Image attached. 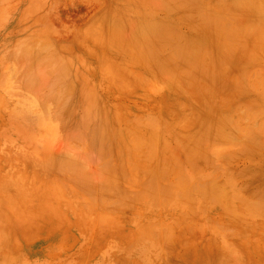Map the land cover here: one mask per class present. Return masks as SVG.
Wrapping results in <instances>:
<instances>
[{"label":"rangeland","instance_id":"rangeland-1","mask_svg":"<svg viewBox=\"0 0 264 264\" xmlns=\"http://www.w3.org/2000/svg\"><path fill=\"white\" fill-rule=\"evenodd\" d=\"M147 1H149V0H147ZM163 1H165V3L168 2V0H163ZM169 1H173V0H169ZM185 1L188 2L189 0H185ZM185 1L184 0H176L174 5H172V3H174V2H171V4L170 3H167V4L163 3L164 5L161 4L162 6H160V3L162 2V0H152L151 2L149 1V3H148V6H149V9H148L147 3H145L146 0L145 1L144 0H0V264H1V262L3 264H96V262L98 263L99 261H100L99 264H217L218 262H216V260L219 258L217 255L219 253L218 249L219 248L221 249V245H223V246L225 245V246L230 247L232 243L234 245H236L237 243L239 244V245L237 244L238 245L237 247L235 246L236 251L231 246V248L235 251V253L237 252L238 247L240 248V249L238 248V251H240V250L241 251H240V253L237 252V254L239 253L240 255H235V257H237L236 259H234V254L229 253L231 255L228 256V253H226L228 257L226 258L225 257L226 255H224L223 257H225L226 260L228 258H230V260L228 259L230 261V262L228 261L229 262L228 264H251V261H252V264L256 263V261H257L256 264H262V262L264 263V256H263L264 255V234L261 232L263 230L262 228H264L261 226L264 223L260 226V224L262 223L261 221H263L261 218L262 216L260 217L261 219L259 217H256L257 215L255 216V219L252 216L253 217L252 219L255 220V222H256L255 223L253 221V224L254 223L256 225L259 224V226L255 225L256 227H253L254 226L253 224L251 225V223H247V221H246V219L247 220L250 219L251 215H253L251 210H254L253 212L258 211V213H255V214H259L258 216H260V214L263 212L262 206H264V204L262 202L260 204L261 207H260V205L258 206V202L261 200V194H262L261 193L262 191H260V190H262L261 189L262 187L264 189V186H261V185H264V181H263L264 180V101H263L264 100V94L256 93L257 91L264 92V38L262 36H260V35L264 36V34H263L264 33V13L262 12V8H261L262 4H263V0H262V2H260L259 0H257V1L255 0L257 2V4L255 3L254 0H252V1L247 0V3H249V5L253 2L251 5H255V7L258 6V8L259 7L261 8V10L257 9V10L261 11V12L258 11L259 15L256 12V17H258L259 19H257L255 17V14H254L255 12L254 13L252 12V11H254L251 9L253 6L252 7L249 6L251 8H248L249 10L251 9V11L247 12V10H246V12L244 14H242L243 11H241V10H245L247 7V3H246L245 9H244L243 0H241V1L237 0L236 3L234 2L235 0H233L234 4L239 3V4L235 5L237 10L239 8H243V9H240L239 11L236 10L239 15L236 13H235L236 14L235 15L234 12L231 13V14H234L233 16L230 14V12L227 15L228 12H227V8H226V7H228V10L229 9L232 10L231 8L234 7V6H232V4H233L232 0L231 1L226 0L227 2L224 0L226 2V6L222 3V2H224L223 0L221 2H220V0L218 2L215 0L214 1L213 0H204V1L198 0L199 3H197V1L190 0V2L186 3V5L189 3H191V4H189L187 6L184 5ZM200 1H203L204 3H201ZM228 1H230V2L228 3ZM248 1H250L251 3ZM182 2H184V3H182ZM192 2H194L193 3L194 5L192 4ZM241 2L243 4H241ZM144 3H145V6H147V7H145V6L142 7V5H144ZM177 3L180 4V8H182V6L184 5L185 8L183 7V9H185V11L187 9H192L191 8L192 5H193V8L195 9L196 8L195 6L198 7V5H200V3H201L202 6L200 5V7H198V9L197 8L195 10L192 9L191 11L192 12L196 11V13L198 12V16H199L201 10H206L205 13L210 12V14H204V13H201V14L203 15V17L206 15L205 18H208V16L211 15L210 19L213 20V17H214V20H218V21L213 23V22H211V20L210 21L208 20L209 18L205 21V19L203 17H200V16H202L201 14L199 16L198 21L200 19L201 20L203 19L205 22L208 21V23L211 25V27H213L215 29L217 28V30H218V31L216 30L217 33L213 32L212 28H209L210 27L209 25H207L208 26V30H207V26H206V24L203 25V22H202V26H203L202 29L200 28V25L195 26L193 23H192L193 25L191 23H189L188 24L189 26H187V24H185L186 21L184 22V19H183L184 17H188L187 14H189V13H187V12L191 13L190 16H192V15L197 16V14H195V13L192 14V12L190 10L189 11L187 10L186 14H185V13H183V9H178V11L176 10L178 14L173 12V11H175L177 6H178L177 8H179V5H177ZM181 3H182V5H181ZM195 3H197L198 5ZM227 3L229 4V6L231 5L230 8H229V6H227ZM240 4H241V7H239ZM259 4H261V6ZM153 6H156V8L154 7L155 10H153ZM163 6H166V7L169 6L168 8L173 9V11L169 10V9H165L166 7L162 8ZM171 6H173V7L175 6V8H173ZM202 7H204V8L202 9ZM234 9L235 8H233V11H234ZM180 10H182V13L180 12ZM263 10H264V6H263ZM250 12H252L251 14L253 16L250 19L252 21L257 19L260 21V23H258L257 20L253 21V23L251 22V20L247 21V20H249V17L246 16L247 15L246 13H249V15L251 16ZM180 14H183V16H180ZM241 14L243 15V17L246 16L245 19L243 18L244 20L242 19V16L240 17ZM148 15H150V16H148ZM198 16H197V18H198ZM229 17L230 18L233 17L236 19L232 18V20H231L232 22H231L229 20ZM239 17H240V19H239ZM181 18H182V20H181ZM192 18L193 17H191L190 19H192ZM197 18L196 19L194 18V19L197 21ZM246 18H247V20H246ZM261 18H263V19L261 20ZM190 19L188 18L187 22H189ZM237 19H239V20L237 21ZM153 20L155 21V24H157V23L160 24L162 21H163L162 23L164 24V21H165V23L167 21H170V22H174V25H175V22H177L176 24H178V25H175V26H177L176 30L178 28L180 32H179V34L176 31H173V32L177 33L178 36L181 33H182L183 37H188L189 35H191V33L193 36H196L195 34L198 32V30L201 31L200 33L202 34V36L205 35L204 33H206V35H207V33L210 32L209 34L211 35L212 39L210 36H203V39L205 40L204 41V40H201L202 37H199L200 39L199 38L198 39L202 41L201 42L202 45L200 44V42H198L199 46H196V45H198V43H197L198 39H195L196 37L193 38L192 35L190 36V37H192V39L189 38V40H191L190 42H188V40L185 38L189 44L182 43L184 41L183 40L184 38L182 39L183 40L182 41L181 37L179 38L180 42L177 41L179 44V45L177 44L178 45L177 49H179V47H181L180 46L181 43L184 44L187 47V49L191 48L193 45H194L193 46L194 48L199 47L198 48L199 50H202L203 49L202 47H204L207 51H209L212 47L214 48L213 49L214 53H212L213 51L211 52L212 49L208 52L209 54H212L211 56L213 57V60H212L210 55L209 56L207 55L208 53L204 52L205 53L204 55H207L208 57H210L209 58L210 61H214L213 63L210 62L214 68L213 70H215L217 68L215 70L219 73V75H217V76H221V77H217L215 75H213V76H215L217 79L221 78L223 81L225 80L224 78H227V79L225 80L226 83L224 81V83H225L224 88H223V86L218 84L219 83L218 80L216 81L217 82V84H216L217 88H219L220 86L222 87L220 89L221 92H219V90L217 91V88H215L216 85H214V87H213V84L212 83L210 84V86L212 85L211 89L214 90V88H215V91H217L218 93L216 92L217 94L215 96L213 95V97H214V98L212 97L213 100L211 99V97H209L211 99V101L215 102L214 104L212 102L210 103V100L207 99V101L209 100L208 103H210V105L211 104L215 105V107L211 106L212 109H209V107H208L209 104L208 105L206 104L208 109H209L208 112L206 111L207 110L206 105L203 103V101H205L206 100L205 98H207L208 96L211 95V93H210V95H208L209 94L208 91H210L211 89L206 90V94L208 96L203 94V92H204L203 90L208 88L209 84L206 85V82H207V80H209V83L211 81L207 77H210V78L213 77V76H211L212 74H210V75L208 74L207 77L204 74L205 76L203 75V78L200 76L201 80L203 79V82H205L204 80L207 78V80L205 82V85H206L205 89H203L204 83H202V81H200V78H197L199 81L198 80L195 81V79L191 80L192 78H194L196 76L192 77L191 75H189V73H188V76H191V79H190V77L186 78V81L189 82V83H187L188 84L187 86L185 85L186 84L185 77L179 78V76H178V80L177 79L175 80V78H173L174 79L173 80V79H171L172 76L167 75V72H166V74H164V71H163L164 69H162V67L165 64L169 65L170 64L169 62H171V60L167 59V61L169 60L168 61L169 64H168V63H165L166 61H164L163 59H158V57L160 58V56H161V58H162V56L165 55V60H166L167 55H168L167 56L168 58L173 55V53L171 54L172 50L169 52L166 51L167 54L163 50V52L161 53L162 55H160V56H158L159 53H157L158 55L155 53L158 57H156L153 54H150L151 49L147 43L149 42V40L152 41L150 39L151 36H149L148 34L145 33L146 35L149 36L148 37V36L144 35V33H141V30L146 29V27H144V25H143V27H144L143 28L142 25H140V24L141 23L145 24L147 21H148V23L151 22L153 24L154 23ZM245 20L247 21L248 24L245 23L246 22ZM191 21L194 22V20H191ZM200 21H199V24H201ZM225 21L226 22L230 21L229 24L227 25V28L231 25L230 28L234 29V30H235V28L237 29V27L239 25H241L242 29H240V27H239L240 30L237 29L238 31H241V32H243L242 30H243L244 26H246L244 24H247L246 28L249 25V28L251 27L250 31L252 33L254 31L253 34H255V32L258 33L260 31L259 36L257 37L256 34L255 35L252 34L254 37L255 36L256 37L253 38V36H252L253 39H251V37H250L251 40L249 41L248 36H251V34L250 33H249L250 35L246 34L249 31H247L246 33L243 32L246 35V36L244 35V37H245L244 39L248 38L247 39L248 42L246 40H245L246 42H242L243 40L242 41L240 40L242 42L241 43L238 40L241 33L238 34L239 35V37H238L236 32H235L236 30L235 31L233 30L235 32V34H232V36L236 35L238 38L236 36H234L233 37L234 39L231 38L232 41L230 40V38L227 39V41L229 40V41H231V43L234 41L235 43L234 42L232 44L229 43L230 45L228 44L229 46H227L228 49H227V47L224 48V50L222 48L220 49L219 46L223 47V45H224L222 43V40L224 39L223 37H225L224 32H228L227 30L232 32L229 28L226 30V22ZM240 21H241V23H240ZM243 21H245V22H243ZM236 23L238 26H235ZM250 23H252V24L250 25ZM257 24H259L257 26L258 31H257V28L255 26ZM139 25L142 27V29ZM165 25H164V27H165ZM252 25H254V26H252ZM124 26H125V28H124ZM138 26L140 27V29ZM205 26H206V29H205ZM164 27L158 28V29L161 30V29H164ZM188 27H189V30H188ZM253 27H255V28H253ZM196 29H198V30L196 33H194L196 31ZM253 29H256V31ZM244 30L246 31L245 28H244ZM247 30H249V29H247ZM238 31H237V33H238ZM136 32L138 34H136ZM140 33L142 34V36L143 35L146 36L145 37L146 40L148 38L147 42H146L144 37H143L144 40L139 39V38H141ZM175 33H173L174 36H175ZM134 34L136 37L134 36ZM201 34H197V36L201 35ZM226 35H227V33H226ZM242 35L243 34H241V36ZM137 36H138V38H137ZM206 37L207 38L209 37V39L206 40L205 39ZM228 37H230V36L228 35ZM235 37L237 38V41H235ZM193 39H195V41ZM241 39H243V38H241ZM133 41H136L137 44L138 43L139 44L137 45L136 42H134V46H133ZM143 41H144V43H143ZM192 41H194L197 44H194V43H193V45L190 44ZM238 41H239V43H236ZM39 42H43V43L39 44ZM113 42H115V43H113ZM220 42L223 45H221ZM224 42H226L225 39H224ZM140 43H141V46H140ZM116 44H118L119 46H123L124 50L122 48L120 49V47L115 46ZM146 44H147V46H146ZM40 45L42 47L38 48V47H40ZM131 45L133 47H131ZM150 45H152V43H150ZM188 45H190V47ZM226 45H227V42H226ZM226 45H224V46H226ZM52 46H54L55 50L52 49L53 48ZM135 46H136V48H134ZM137 46L138 47L140 46V47L137 48ZM45 47L46 48L49 47V49H50V50L48 49L49 51H51V49H52L53 53H55V54H53V55L50 54L47 56V54L42 52ZM116 47L119 48L120 50L117 49ZM144 47H146V48H144ZM129 48L133 49V52L135 49H137V50L135 51V53H133L132 50L130 51ZM194 48H192L191 49L192 51H190V49L187 50V49H185V47L184 48L182 47L179 49V52H180V50L184 51V49H185V50H187L186 52L188 53L186 58L191 56V58L194 57V59H195V57H196L195 55L198 56V54H197L198 52L196 51L198 49L196 48V50H195ZM215 48H217V49L215 50ZM127 49L129 50V52ZM162 49H164V48H162ZM162 49H161V51H162ZM219 49L222 52H219ZM121 50H123V51L127 50V51L122 53V52H120ZM193 50L196 51V53ZM45 51H46V49H45ZM173 51L175 52L174 54H176V51L175 50H173ZM189 51L191 52L190 53L191 55H189ZM215 51L221 53V54H218V53L216 54L217 59L220 57L221 63H222V61H225L226 64L225 63H223V64L217 63L218 61H220L219 60L220 58L218 59V61H216V58L213 55L216 53ZM226 51H227V55L225 54ZM116 52L122 53V55L125 57H123V56L120 57L121 54L117 55ZM177 52H178V50H177ZM186 52L184 51L183 53L185 54ZM193 52L195 53L194 55H192ZM36 53L38 55H36ZM124 53L126 55L127 54L128 55L126 56ZM131 53H133V58L131 57V55H132ZM139 53L143 55V56L141 55L142 57H144V58H142L143 61H142V59L140 61V59H139L140 54ZM143 53L145 55L147 54L146 55L147 57H145V55ZM168 53H170V54H168ZM183 53H180V54L177 53V54H178V56L180 55V58H182L184 60L185 56ZM181 54H183L184 57H182ZM199 54H202V51H200ZM34 55L37 57L39 56V57L38 58L34 57ZM178 56H176V58H175L176 61H177ZM207 56H205V58H203V60L200 59L199 61H204V60L207 61L208 60ZM127 57H129L130 59L132 58V60H134V58L137 59V61L135 60L136 63L132 62V60H129V58H127ZM173 57H174V55H173ZM173 57H171V58L174 60ZM214 58H215V60H214ZM182 59H179L180 61L178 60L180 62V64L178 65L179 67L177 66V68H179V69L181 68L180 65H182L181 63L183 62ZM192 59H191V62L195 61ZM159 60L160 61L162 60V61L160 62ZM197 60H196V62L198 63L199 61H197ZM157 61L159 63H157ZM185 61L186 60H184V63H185ZM188 61L190 62V60H188ZM226 61L230 62V66H232V65L233 66L232 67L228 66V69H227V66H226V68L223 67V69H224V72H223V69L221 70L220 68H222L221 65L225 66V65L229 64ZM162 62L164 63V65L161 64ZM175 62H174V64H175ZM201 63L199 66H201ZM205 63H204V66L202 65L203 67L207 66V63H206V65H205ZM140 64H143L147 67L149 66L148 69L145 68L147 71L144 70V67H142L143 65L140 66ZM187 64H188V62H187ZM193 64L191 63V66L194 68ZM172 65H173V63L171 64V66ZM208 65H209V63H208ZM219 65L221 67H219ZM171 66H170V68H171ZM189 66L190 65H188V67ZM212 66H210V67H212ZM192 67L190 70H192ZM196 67H198V66H196ZM155 68L158 70H156ZM165 68H167V66ZM170 68L168 71H170ZM172 68H174V67H172ZM183 68H185V67H183ZM229 68H230V70L235 69V72L237 70H238L237 72H239V71H242V69H244L242 73L243 74L246 73V75L249 73L248 74L249 76L246 78L243 74H240V72H239L240 75L237 73L236 75L234 74L231 77V74H233L234 72L230 71ZM185 69H184V71H185ZM172 70H176V69H172ZM187 70H188V68H187ZM200 70H202V69L200 68ZM213 70H211V71H213ZM162 71H163V73H162ZM179 71H181V69ZM197 71H194V72L196 73ZM204 71L207 72V70H204ZM228 71H229V74L227 73ZM141 72L143 74H141ZM172 72H168V73L171 74ZM190 72L192 73V71H190ZM194 72H193V74H194ZM206 72H204V73H206ZM197 73L199 75L201 73L203 74V72H197ZM224 73H225V76L223 75ZM176 74H177V72H176ZM182 74L185 75L186 73L183 72ZM198 74H195V75H198ZM227 74L230 77L229 76L227 77ZM143 76H145V78H142ZM234 76H235V78H234ZM236 76L238 78H243L241 80H244L245 83L248 84V87L251 91L248 89L247 86H246V88L249 91L245 88V86H243L245 83H244V81H241V80H240V82H241V84H243L242 85L243 88H242V86L240 88L243 89V92L240 88H239V92L237 91L238 89H234L235 87L232 88L234 86V84L232 86L229 83H230V81L232 82L233 79H236ZM176 78H177V75H176ZM188 79H190V81H188ZM213 80L212 81L215 84L216 79H214V77H213ZM227 80L229 81V83ZM182 81H184V82H182ZM223 81H221V83ZM233 81H235V80H233ZM238 82H239V79H238ZM176 83H178L180 86H183V88H182L178 84L176 85V87H178V88L180 87L179 89L181 92H183L182 90H184V89L186 90V92L184 90V92H183L184 94L182 93L179 95L180 91H179V93L178 92L176 93L177 90L174 89L173 87H171V85H175ZM183 83H185V84H183ZM228 84H229V86H228ZM201 85L203 87L202 88L203 92L201 91L203 94L202 99L204 98V100H202V102H201V97H200V93H199L200 90L199 91L197 90V88H199V87L201 89ZM237 85H236L237 87L240 86L239 84H237ZM195 86L196 87L199 86V87L195 88ZM169 88H173V91L169 92ZM244 88L247 90V92H246V90L244 91ZM240 92L242 93L243 96L240 94ZM244 92L246 93V95H244L245 94ZM84 94L86 95V97ZM236 94H238L239 97H237ZM188 96H189V98H187ZM249 96H251V98ZM252 96H254L255 98ZM256 96H258V98H256ZM260 96H263V97H260ZM190 97L192 98V100ZM174 99L177 102L180 101L179 103H181V105L179 107L177 105L179 103L174 102ZM252 99H254V102L257 101L256 99H260V100L256 102L257 105L255 106L256 103L253 102V104H254L253 105V104H251L252 102L249 101V100L253 101ZM194 101L197 102L198 105ZM235 101H236V103H238L237 105H241V106L240 107L237 106ZM91 102H93V103H91ZM232 102L234 103V105H232L233 104ZM244 102H246V103H245V105L242 106V103H244ZM258 102L259 103L262 102L261 103L262 105L259 104ZM188 103L191 105V107ZM90 104H91V106H90ZM228 104L230 107L228 106ZM81 105H82V107H86L85 109H87L88 111L90 110L89 112H91V113H89V112L86 113V114H88V116H87L84 113V112H87V110L85 111L84 108H83L84 110L82 109V112H83L82 114H85V116L89 117V114H90V117H89L90 121L89 122H91V121L93 122V120H92L93 115H95L94 120L97 119V121H98V119H99L101 122L103 121L102 123H100V121H98V123H97L98 126L95 123V121L93 122L94 124H96V128H98L96 135L94 134L96 131L91 132V135H94L96 137V138H94L92 136L96 140V142L94 140V142H95L94 146L97 147V149H99L101 151H103V150L105 151L107 148H109V147L106 148V146H109L110 142L112 141V139H109L111 141H109L107 139V142L109 141V143H108L109 145L107 144L106 146H104L101 143L102 138L99 135L102 134V131L99 134L100 129H101V127H99L100 126L99 124H102V125L105 124V125H103V130L104 129L106 130V131L104 130V132L107 133V131L109 130L111 132V134H112V132L113 133L114 132L120 133V130H118V129H120V127L123 126V129L121 130L122 135L119 136L121 133L119 135H118V133L117 134L114 133L115 135H118L119 138L115 136V140H113V142H112V143H114V141H115V144H118L117 142L120 141L119 143H120V145H122L121 150L123 152V154H122L123 156L119 155L120 153H122V152L119 153V150H118L121 147L119 145H116V146H118L116 148V146H113L114 144H112V143H111L112 147L113 148L115 147L113 149L110 145V147L113 150H115V151L111 150L112 153L110 152V154H112L111 155L112 157L106 156V155H109L108 149H107V151H108L107 154L103 153L104 151L101 152V154H99L100 153L99 150L97 152L96 148H93L96 151L92 150L90 148L91 146H89V145H93L91 143V142H93V140H89L90 132L87 133V131L90 130V124H92V123H88V122L83 123L85 126L87 123L89 125V127L87 125V127L89 129L86 127L88 130L85 129L86 130L85 131L84 129H82V131H83V133H85V135L82 134V132L80 130H78L79 129L78 125H79V127H81L80 122L78 121L79 120L78 118L81 119V117L82 118L84 117V115L79 114V113H81V109H80ZM199 105L202 106V108H200ZM258 105H259V107L260 106L261 107L260 108L257 107ZM227 106L229 107L228 110H226ZM235 106L237 107L238 110L233 108ZM188 107H190L191 110L188 109ZM192 107H193V109L195 108L194 111L197 112L196 109H198V111H201V112L199 114L197 112V114L194 115L195 112L193 111ZM219 107H220V109H218ZM248 107L250 108V110ZM92 108H94V109L96 108V109L94 110ZM97 108H98V110H97ZM222 108H224V109L222 110ZM187 109L189 110L188 113L192 112L190 114L191 116H189V119H188V113H186L187 115H184L185 112H182L183 115L181 113V110L187 111ZM203 109H206V110H203ZM251 109H252V111L254 110V112H252ZM260 109L262 110V112L260 111ZM92 111H93V114H92ZM203 111L205 113L206 112L207 113L205 114ZM219 111H220L221 116H223L222 114L225 115L226 111H227V113H230V115L226 114L228 119H225V116H223L224 118L221 117L223 119L219 118V116H218ZM255 111H257V112H255ZM97 114L99 116L101 115V119ZM96 116L99 118H97ZM183 116L184 117L186 116V117L184 118ZM91 117H92V119H91ZM177 118L180 121L181 120L182 121L179 122L177 120ZM217 118H219L220 120H218ZM86 120H89V119L87 118ZM104 120H106V122H104ZM108 120L110 123H108ZM197 120H201L200 121L201 123L198 122L197 123L198 125H195V128L197 127L195 129L193 126L197 122ZM80 121L85 122V120L84 121L80 120ZM112 122L113 123L115 122V125H118L116 128L117 131L115 130V127L113 128V126H115V125ZM203 122L206 123L207 126L205 124H203ZM77 123H79V124H77ZM83 124H81V125H83ZM132 124L135 125L136 127H139L138 128L139 134H140V132H143V129H145L144 133H143L144 136H140V135H143L142 133L140 135L138 133H135V131L137 132V130H135L134 128H131V129L135 130L134 132H132L133 130L129 132L130 126H133ZM124 125H127L128 127H126ZM47 126H49L50 128ZM93 126H95V125H92V127ZM201 126H203V127H201ZM109 127L111 128V130ZM124 127H126V129ZM51 128L54 130H51ZM96 128L94 127L91 130L94 131L93 129H96ZM171 128L172 129L174 128V130H171ZM147 129L150 131V133H151V131H152V133L153 132H159V133L161 132L160 134L155 133V134H157V137H159V138L157 139L155 137V134L154 135L152 134L155 137L153 139V136L149 133V131H147ZM176 129L178 131H176ZM190 129H192V130L190 131ZM123 130H125V131H123ZM139 130H142V131H139ZM208 130H210V132ZM76 131H80L79 132L80 134L75 133ZM126 131H127V133L128 132L131 133L132 134V135L130 134L131 136H133V137L135 136L138 138H136V140H134L135 137L134 138L132 137L131 139H133V141H134V142H132V140H130L131 136L128 135L129 133L127 134ZM169 131L174 132V135H172V136H174L173 139L177 137V135H175V133H177L179 136L180 132L189 136V137H187V136L182 137V135H180L178 138H176L177 140L175 139L174 145L177 144L175 146H180V148L178 150H175L173 152L174 153L173 155L177 156L179 154L178 157H176V158H181V160H180L181 164L179 163L180 165L179 164L177 165L176 161H175L176 158L172 157V158H174L173 160L175 161L174 163L176 164L175 167L176 166L178 167L181 165L183 166L182 169L187 167L186 170L184 169L185 171H183V172L178 171L179 173L177 172L178 175L180 173L184 174V172H186V175H184L186 177H181V174H180V176H178V177H181V178H179L180 180L184 178L183 181H185V182H183V183H184V185L186 184V187L188 184L186 183L187 181L185 179H189V181L191 179V181H192V177L194 175L195 176L200 175L199 177H197V180H198V178H200L201 183L205 182V180H206L204 178V181H202L203 176L208 178V176L211 175L212 178L211 177L210 178L215 180V178H213V176L216 175V177H218L217 179L219 180V181H216L217 185L215 183L211 182V181L214 182V180H208V181H209V184L210 183L215 184V186H216L215 188H217V186L221 185V183H224V181L228 179V175L230 176V174L232 175V173L237 171L240 174L237 173L238 177L236 176L237 182L235 183V185L233 182L236 181L235 177H234L236 172L231 177V178L234 177V181H231L233 183V185H231V183L229 185V184H227L228 181H225L227 183L223 184V187L224 186L227 187L229 185L228 188H229V191L232 190L231 192L237 191L238 189L243 188V190L247 191V194L245 193L246 191L241 192L242 190H239V192L242 193L243 195L246 194L247 195L246 197L249 199H250V197L252 199V197L261 193L258 195V198H260V199L259 200L257 199L258 200L257 206L261 209V213H259L260 210L258 209V207H256V205H255L256 203H253L254 201L256 202L255 198L257 196H255V198H254L255 200L253 202H252L253 199L251 200V202L253 204L252 206H251V202L249 199L248 200H249L250 206H248V204L246 205L245 203H242V204H245L244 206H246V207L248 206V208L245 207L246 209H249V207H256L257 208V211L255 210L256 208H253V209L250 208V210H249L250 216L247 215L245 219H243V218L245 217V214L248 213V210L245 209V211H244V206L242 205V207H241V204L238 203L239 201L243 202V200L240 199L242 197L241 196L242 194L238 195L239 192L238 193L234 192V193H230L229 196H227V197H230L229 199H231V197H232L231 194H233V196H234V194L237 193L235 196L239 197V198H236V199H238V202H236L237 200L234 198L233 202H231L230 204H232V203L235 204L236 205L235 209H237L239 211L229 210L230 208L234 209L233 208L234 205L233 204H232L233 206L229 205V201H228L229 199L227 197H226V199H224V200H227V201H225L224 204H227V202H228V205L232 206V207H229L227 205H224L227 208L229 207L228 212L234 211L232 214L234 216H237L236 218H238L240 215L243 214L241 217L242 219L238 218L239 220H237V221H239L238 224L241 225V227L243 226L242 228L240 227L241 229H244V227H245L244 226L245 223L242 221H246L247 225L246 224L245 225L247 228H245V229H247V231H249V234L247 232H245L244 230H242V233H243L242 234L240 228H238V225L236 226L237 222L234 225L235 227L233 226V224H231V222L233 223V221H231L230 217H227V214H229V213L224 215L226 213L225 211H227L226 210L227 208L225 209V207L224 208L222 207L223 201L221 203L222 206H218L220 202H218V204H217V202L215 204L211 203V207L209 204L206 206L207 208L204 206L205 204L208 203V200L206 201L207 195H208L207 191H205L207 194H205V192H204V194L201 195V197H204V195H206V199L203 198V200H205L207 203L203 202V204L205 203L203 206L205 207V209L207 211L201 210L203 208H200V211L202 213H203V211L206 213H203L204 215L202 214V216H201V214L198 215L199 214V211H198L199 206H197V205L199 204L198 200H200L199 196H198L199 199L197 197V201H196L197 203L195 204V207L192 208V205L194 206V204H190V203L192 202V199H194L193 193L195 192V189L206 185V182L201 186L195 185V189H194L193 183H195L196 180H194V182L188 181L189 183H192L189 185L193 186V187H191L192 191L194 190V192L192 193L193 195L191 194L192 196L190 195V193H191L190 187L188 190L187 188H185L184 185H183L184 188L183 187L178 188V186L175 184V180L177 181L178 177H175L177 179L173 178L174 175H171V177H170V174L172 171L169 170V169H171V167L169 165L172 164L171 170H173V172H176L175 169H177V167L173 168L174 166H173V162H172L173 160H171L172 158L170 159L171 161H169L172 163H170V164L167 163L169 160L168 158L171 157L170 156L171 153L169 155V152L171 151L170 149H172L171 147H172V143L174 141V140H172V137L170 136V134L172 132L170 133ZM213 131H214V133H217L216 136L213 133ZM211 132H212V134H211ZM86 133H87V135H89V137L86 135ZM105 133H104V135H101V136L102 137L105 136ZM162 133L165 135H163ZM166 133L168 136L166 135ZM219 133L223 137L221 135L218 136ZM97 134H99V135H97ZM114 134H113V136H114ZM136 134H137V136H136ZM195 134H197V135H195ZM201 134L203 136H199ZM72 135H74V136L76 135L75 138L77 137L78 139L77 138H76V140L72 139L74 137ZM79 135H81V137ZM109 135H110V133H109ZM109 135H108V138L111 137V135L110 136ZM123 135H125V136H123ZM193 135L197 136V138H199V140L196 137L192 138ZM98 136L101 138L100 140L98 139L99 138ZM126 136L129 139L128 141H127ZM145 136L146 137L148 136L147 138H149V140ZM160 136L166 137V138L164 137L163 142L160 140ZM92 137H90V139ZM105 137L103 140L106 141L107 137L106 138ZM120 137H122L121 139H123V138L124 139L122 141L121 140L117 141V138L120 139ZM139 137H143V139L146 138V140H148L150 142V143L148 142V144H149L148 152H150V153L146 152L148 154L147 156L149 157V155L151 154L150 157H156V159H158V160L160 159V155L166 153L167 149L171 146L169 148L170 151H168V153H166L167 155H169V157L166 158L168 160L165 159V162L164 161L160 162L161 160H164L163 158H161V160L156 161V162H158L157 166L159 167V164H161V163H163L164 166H166V164H169L168 166L170 168L169 167H164V168H166V169L169 168L168 170H169L170 174L168 173L167 175H169L168 178L170 179V181H172L174 179L173 180L174 184L171 183V185H170V182L168 181L169 182L168 185H170V186H172V184H173V186L176 185L177 186L176 190L181 189L180 194H184L183 197L185 196V193H183L182 191H184V189H186L188 193L186 192V190L184 192H186L187 195H190L188 197L185 196L186 200H189L192 197L190 199L191 202L188 201L189 202L187 204L188 209H189V204L191 207V209H189V210H191V211H192V209H193V211H195L196 209H194V208H198L197 211L195 212V213L198 212L197 214H195V213H194L195 215L192 214L193 211L191 213V211H189L186 208L187 206L184 205L187 203L186 200H184L186 203H184L182 201L183 206L181 205V207L183 208L185 206L183 209L185 211L187 210L186 212H188V213L182 214V212L184 210L182 208H180V209H182L183 211L180 210L178 206L176 208L175 207L170 208V206L168 207V205H170V203L173 205V202L176 200V199L172 200L173 196H174V198H176L175 196L178 195L179 191L177 190L176 194H175V191H173V190L169 191L171 194H172V192H174L173 196L170 195L168 192H167V194H165L166 196L162 193V192L165 193V191H168V189L170 188V186H169V188L166 187V188H168L167 190L164 188L167 185V184L165 185L164 183H166V180L168 178L165 176L166 175L165 174L166 169L164 170L162 167L161 168L159 167L160 171H161V169H163L165 171V173H164V171H161V172L164 175V178L166 177L167 179L165 178L164 179L165 181H163V179H162L163 175H162L161 180H160V178H158V180H160V181H158V183L159 182L161 183L163 181V184L165 186L163 187L164 189L163 188L162 189L164 191L161 188H158L159 185L157 183L156 184L158 186L157 187L158 189L155 186L156 184H154V187H155V189L158 190V192L162 191L161 193L159 192V194H161L159 198H164V196H165V197H167V200H168V195H169L171 200L168 202V205L165 206L164 208L159 206V205H158V207H156L157 204H155V203L156 202L159 203V201H158L159 194H157L158 199L154 196L156 202H155V200L153 201V205H155V206L152 205V207L150 206L151 208L146 207V210L142 211L144 209L143 206L144 207L146 206L145 204H142L145 200H144V197L142 195H139L138 192H136V193H138V196L139 197L142 196L143 198H141V200L139 199L140 200L139 202L137 200L138 198H136L137 201L134 202L135 196L137 194H135V196L134 195L132 196V193H131L132 191L130 192L129 190H135V191L138 190L139 191L140 185H141L140 190H142V191L144 190V188L151 190L153 187L148 188V186H147V188H146V187H144V185L142 186V184L139 182H141V181L143 182V180H145V177L150 172L152 174V176H151L152 178L156 177L155 174L153 176V173L150 170L147 174H146L147 171L146 172L144 171L142 173L139 172L140 169H142L144 167V165H147V164H143V163H147L150 161L147 158H146L147 160H145V158H144L146 156V153H144L143 148L145 146H147V143L144 140L143 141H144V143H146V145L143 144L142 140H141L142 143H140ZM162 137H161V139L163 140ZM169 137H171V138H169ZM181 137L184 138V142L182 141L183 139ZM201 137H202V139H201ZM111 138H113V137H111ZM167 138H169V141L167 140ZM190 138H191V141H190ZM213 138L214 139L217 138L218 141H217V139L213 140ZM97 139L100 141V144H102L104 146L103 150L100 147L102 145L99 144L100 148H98V146L96 145L99 143V141H97ZM137 139H139V141ZM151 139L155 140L153 144H152L153 141ZM185 139L186 140L188 139L187 142ZM193 139H196L195 140L196 142L192 141ZM78 140H80V141H78ZM229 140H231V141H229ZM72 141H74L75 144ZM124 141H126L127 143L125 142L122 144V142H124ZM167 141H168V143H167ZM188 141H189V143H191V142L193 144L195 143L194 144L195 146L193 145L190 148V144L188 143ZM206 141H208L207 142L208 144L206 143ZM76 142H77V144H76ZM129 142H131L132 145H134L135 143L138 145V143H140L139 144L141 146L140 150H143V152H141L137 149L138 147H140L137 145H136L137 148H136V146H134L133 148H135V149H133L131 147L132 145ZM157 142L159 144L158 145L159 147H156L157 145L155 146L156 150H157V152H156V150H154V148H155L154 145L157 144ZM180 142L184 143L186 146L184 144L182 145V143H180ZM212 142L214 145H215V143H217V142L218 143L215 146L210 147L209 145H211ZM236 142H238L239 144ZM160 143H162V145ZM163 143H164V145H163ZM199 143L202 145H200ZM126 144H128V146L130 145L131 149H130V147H129V150H127L128 148L125 149L124 146H127ZM167 144L168 145L170 144V146H168ZM187 144H189L188 147H187ZM241 144H243V145H241ZM143 145H144V147H143ZM246 145H248V146H246ZM151 146H152V148L154 147L153 150L155 151L154 152L156 154L155 156L154 155L152 156L151 151H153V150H150V149H152ZM162 146H163V148H162ZM165 146H167V147L165 148ZM175 146L173 147L172 150H174ZM183 146L190 149L189 152L187 151L188 154H187V152L184 151L185 148L183 150V148H182ZM196 146H197V148H195ZM199 146H202V148L201 147L199 148ZM192 147H194V148H192ZM111 148H109V150ZM158 148H162V149L158 150ZM136 149L138 151L135 152ZM181 149L183 150V152L181 151ZM198 149H203L204 153H207L206 156L211 160V162L208 163V161H210V160L207 159L205 154H202L203 150L198 151ZM160 150H161V152L162 151L164 152V150H166V151L164 153H161ZM195 150L198 151L199 154H198V152L196 153ZM126 151L129 152V154H127L129 156H126V154H124ZM178 151H181L182 153H186L187 156L184 155L185 157L183 158V154L181 152H178ZM190 151L193 152V155ZM200 151H202V152H200ZM114 152H116V153H114ZM139 152H140V156L138 155ZM194 152L196 154H194ZM113 153L116 156L119 155V158H118V156L116 157L115 155H113ZM141 153L145 154V156L143 154V156H144L143 159L145 162L141 158L142 157ZM159 153H161V154H159ZM190 153H191V157H192L191 160L193 161V163L195 162V159H193V158H196V157L201 158L203 156L206 157V158L203 157L206 161L205 163H207L206 166H205V164L202 163V160H204V159L196 158V159H198V160H196L197 169H199L198 166H200V165H201L200 168L202 169V170L199 169L200 172H198L197 174L194 171L196 167H193V166H195L196 163H194V165H192V166L188 165V163L190 162L189 161ZM58 154L59 155L64 154L65 156L67 155L66 157H69V156L74 157V158L77 157L78 160L82 159V162L79 161L77 163L79 166L81 165V167H79L77 165H72L73 162L70 165L71 167H69L68 163H70V159H72L73 161L75 159L69 157L70 159L67 158V159H69L67 161V159H63ZM103 154H104V157L106 156L105 157L106 159L105 158L103 159L105 161L104 162L105 165H103V166H106L105 169L102 168V166L100 165L101 163L99 162V161H102L101 158H103ZM133 154H137L142 160H140L138 156H135ZM158 154H159V158H157ZM166 154L162 155V156L166 157ZM200 154H201V156H199ZM57 155L59 157H55ZM64 155H62V156L64 158H66ZM99 155H101V158ZM194 155L196 157H193ZM50 156L53 157L52 160H51ZM44 157L45 158L47 157L46 159L48 160V163L51 162L50 165L52 164V161L54 162L55 159L57 160L61 157V161L63 160L62 162L64 165L59 160L55 161L53 163L54 165L53 164L52 165L56 168H60V169H58L59 171L55 168L54 170H51L52 172L50 171V173H52V174H48L47 167H50V165L45 164V167H44V163L45 162L47 163V161ZM107 157H109V158H107ZM110 157L112 159L113 158L114 159L116 158V159L111 160L112 162H110V167H109V164L107 163L106 160L108 159V161H110ZM42 158L45 162L43 160H41ZM185 158L186 159L188 158V160H186ZM152 159L153 158H151V160ZM154 159L150 162V164L148 163L149 164L148 167H150L151 163L154 162ZM184 159L188 162L184 161ZM34 160L37 162H34ZM39 160L44 162V163L41 162L42 163L41 166L39 164L40 163ZM64 160H66L68 163L65 164ZM32 161L34 163L33 165L31 164ZM38 161H39V163H38ZM192 161L190 163H192ZM75 162H76V160H75ZM185 162L187 164H184L185 165L184 166L182 163H185ZM81 163H83V164H81ZM97 163H98V166H97ZM104 163H102V164H104ZM35 164H36V166H38V164H39V166L35 167L33 169L32 166H35ZM73 164H75V163H73ZM52 165H51V168H53ZM82 165L84 166V168L86 170L85 174L79 171L82 168ZM61 166L64 167L65 169H63ZM66 166L68 167V169H72L71 171H73L72 172L73 175H71V174L67 175L68 171H67V174H65L66 171L64 173L66 176L71 177V179L73 178L72 176H74L75 174L78 173V171L80 172L81 175L84 174L85 178H86V174L88 172L90 174V177H88V178L92 177L91 180L97 182L101 178V176H104V177L107 176L106 174H108L107 171L109 168H114L116 173L118 172V174H119V169H120V172H126V173L128 172V174L125 175V180L122 177H120L122 179H119L118 177H117L118 179H116V176L114 178V176L112 175L114 172V169H113L110 171V173L108 175V176H110L109 179L107 177H106V181H105L104 177H102L104 180L100 179V180H102V182L105 183V185H106V182L108 181L106 186L104 185V183L102 185L103 187H106V188H103L101 186V184H102L101 181L97 182L96 183L97 185L95 187V182L94 183L91 182L90 179H89L90 181L89 180L84 181L83 178H81V177H84V175L80 177V179H82V180H80L79 179V176H80L79 173H78L79 176L75 175L78 178H76V179L73 178L72 180H70L68 178L70 182H68V180L66 181L65 175L62 176L63 173L60 172L62 170H68ZM99 166L103 169L102 170L100 168L102 170V172L103 171L106 172V173L103 172L104 175H102L100 170L98 171L99 168H97V167H99ZM118 166H120V168ZM153 166H154V168H156L155 167L156 165H154V164L151 165L152 168H153ZM40 167H42V168H40ZM43 167H44V169L46 168V170H44L43 173L48 174L50 176H48L46 178L43 176L44 174L41 173ZM132 167H133V169H132ZM136 167H142L139 169L138 172L141 175L144 173L143 174L144 176L143 175L138 176L139 174H137V172L135 174L134 168L136 170ZM188 167H190L189 168L190 171L193 168L192 172L193 171L195 172L193 174V176L190 175L191 172L189 171ZM78 168H79V170L77 172H75L74 170H77ZM121 168H122V170H121ZM146 168H147V166H146ZM146 168L144 167V170H146ZM159 168H158V170H159ZM130 169H132V170H130ZM178 169L181 170L180 167ZM123 170H125V171H123ZM54 171H55V173H53ZM57 171H58V173L56 174ZM71 171H69V172L71 173ZM153 171H154V169H153ZM155 171H154V173L159 172V171H156V172ZM83 172H85L84 169H83ZM242 172H243V174L245 172L246 173L244 175H241ZM249 172H250V174H249ZM60 173H62V174H60ZM116 173L114 172V175ZM91 174H92V176H91ZM247 174H249V175H247ZM251 174L254 175V176L252 175V178H251ZM120 175H122V174H120ZM45 176H47V175H45ZM59 176L65 177V179L60 178ZM87 176H88V174H87ZM111 176H113V178L116 179V181H118L119 184H121V185H119V184L115 185V186H118L117 189L114 186V184L117 183L116 181H115L116 183L113 181L114 179L113 180L111 179L112 185L109 182L110 178H112ZM160 176H161V174H160ZM136 177H138L139 179L138 178L136 179ZM231 178L229 177V179H231ZM195 179H196V177H195ZM221 179H224V180H221ZM73 180H74V182H72ZM75 180H77V181L80 180L82 183L77 184L78 182L77 181L75 182ZM180 180L178 182L181 184L182 182ZM231 180H233V179H231ZM83 181L88 182L87 183L88 185L86 183H84ZM146 181L148 182L147 179L145 180V183H146ZM156 181L157 180H155V182ZM248 181H251V182H248ZM259 181L260 182L262 181L260 185H259V183H260ZM178 182H176V183L178 184ZM218 182H220V183L218 184ZM255 182H258L257 187L261 186V187H258L260 189L259 190L260 192L258 191V188L256 187L257 188L256 191L259 193H255V195L252 193L248 194V191L252 192V189L255 188V186H254V185H256ZM137 183H139L140 185ZM151 183H154V181L153 182L151 181ZM197 183L199 184L200 182L197 181ZM238 183L239 184L241 183L242 186L244 184L245 185H244V187H242ZM249 183L250 184L253 183V185L250 186ZM75 184L77 186L79 185L80 187L82 185V187H81L82 192L79 191L80 190L79 187L77 188V186ZM90 184L91 185L94 184L93 186L95 187L96 190L99 188V190H97L98 193H97L96 197L99 196L100 205L94 197L96 195L95 193L97 191L94 189V187H91ZM133 184H136L138 187H136ZM212 184H210L211 187L214 186ZM237 184L240 186L239 188L236 187V186H238ZM248 184H249V187L245 188L246 186H248ZM66 185H67V188H66ZM73 185H75L76 187ZM85 185L87 186V188L85 187ZM89 185H90V187H89ZM146 185H147V183H146ZM63 186L67 189V191L69 188L70 193L67 194V191ZM107 186L110 188H108ZM112 186H114L113 188L115 189V190L114 189H112V190H114L117 195H114L115 192L111 190ZM119 186L121 187V189ZM149 186H151V185H149ZM180 186H182V184ZM232 186H234V188L236 187L238 189L233 190V189H231V188H233ZM122 187L125 188L126 190L128 189L127 191L129 192V194H126L127 191L122 189ZM142 187H144V188L142 189ZM223 187L221 186V188H223ZM225 187L223 189H225ZM83 188L86 191H88L89 194H87V192L84 191ZM207 188H209V186ZM221 188L218 189V191L221 190ZM228 188L226 190H228ZM104 189H107V190L110 189L109 191L112 192V195L110 196L109 194H111V193L107 190H106V192H104ZM155 189L152 191H154L155 193H158L155 191ZM202 189H204V187ZM202 189L201 190L198 189L197 192H199V190L202 191ZM223 189L220 191L221 193H222V191H224ZM250 189H251V191H250ZM122 190H124L126 192L125 193L123 191V193L125 195H130V193H131V195H130L131 198H129V201L124 199L125 203L126 202L130 203V207H127V209H125V211H127L129 208H131L132 207L131 205L133 204L132 202H134L133 208L131 209V211L130 210H128L129 212L127 211L129 213V214L127 213V215H126V213L122 212V210L124 209L123 207L126 206V205L122 206L124 202H122V204H121V208H123L122 210L119 208V205L121 202L118 203L115 200L118 203L117 205L111 203L114 200L113 198H112L113 199L112 200L111 197H115L116 199L122 197V196L116 197L118 195H122ZM149 190H147V191L144 190L143 193L145 191L148 192ZM174 190H175V188H174ZM253 190L255 191V189H253ZM102 191H103V193H102ZM152 191H151V194H154V193H152ZM189 191H190V193H189ZM107 192H108V194H107ZM119 192L121 194H118ZM92 193H94V194L91 196ZM100 193L104 194V195H101ZM140 193H141V191H140ZM145 193H144V195H145ZM199 193H198V195H200ZM209 193H211V192H209ZM225 193H226V191H225ZM71 194L73 195L72 196L73 199L71 198ZM148 194H150V192ZM226 194L223 195L222 197L225 198L224 196H226ZM251 194H252V196H251ZM78 195H80V197ZM105 195L106 196L109 195V196L106 197ZM162 195H164V196L162 197ZM248 195H250V196H248ZM101 196L104 197L103 198L104 201H107V200H105V198L111 199V201L110 200H109L110 202L107 201L105 205H107V203L110 205V203H111V204H113V207L115 205L116 209L118 206V211L119 210H121V211L118 212L116 209H112V211H114V212H112L111 209L108 208L110 206L112 208V205H110V206L108 205L107 207L104 204L101 205L104 202L102 199L101 200L102 203H101V201H100V198H102ZM147 196L148 195L146 194V198H147ZM195 196H197V193L195 194ZM262 196H264V192H263ZM91 197H93L95 200L93 199L91 201ZM132 197L134 199H132ZM177 197H179V195ZM154 198L152 195V200ZM180 198H177V199L179 201H181ZM187 198H189V199H187ZM126 199H128V196ZM150 199H151V196L149 197L147 202H150L151 201ZM195 199H196V197H195ZM213 199L214 198H211L210 200L213 201ZM122 200L123 199H121L120 201H122ZM130 200H132V201H130ZM142 200H144V201H142ZM178 200H176V202ZM221 200L222 199H220V201ZM245 200L246 199H244V201ZM74 201H77V202H74ZM115 201H113V202H115ZM165 201L163 199V203H167V201L166 202ZM193 201H195V200H193ZM202 201H201V204H199V205H202ZM215 201H217V200H215ZM262 201H264V200H262ZM90 202H92V203H90ZM93 202H94V205H95V202H97L98 206H101V209H100V207L97 208V206H95V209H94L93 208L94 206L91 205V204H93ZM74 203L75 204L77 203V205H78V203L79 204L84 203V207H85V205L87 207L84 208V207H82V205L77 206V205H74ZM163 203L161 201L160 205ZM149 204L150 203H147V206ZM178 204H179V202H178ZM164 205H166V204H164ZM103 206H105L106 210H108V209H110V210L106 211L105 209H102ZM127 206H129V205H127ZM173 206H176V204ZM208 206L210 207V209H208ZM220 207H222L223 210H225L224 213H223V211H221L222 209ZM238 207H239V209H238ZM90 208H92V210ZM85 209H87L88 212H90L92 215H90V213H88ZM173 209H174V211H173ZM179 210H180V214H179ZM219 210L223 213V215L221 214V212ZM241 210L243 213L240 212ZM141 211H142V213H141ZM246 211H247V213H244ZM130 212H131V215H130ZM235 212H239V213H236L237 214L236 215V214H234ZM121 213H123L122 216H120ZM132 213H134V214H132ZM137 214H138V216L140 214H142L141 216H139V219L141 217L140 220L137 218ZM186 214H188L189 216H186ZM232 214H231V216H232ZM238 214H240V215L238 216ZM133 215H135V218L131 219L130 217H132ZM182 215H184L185 217H183ZM205 216H209L208 218L212 219L210 221H213V223L212 222L211 223L213 225H216L215 227H217V226L219 227L220 223H221L220 227L227 226L226 227L227 229L228 228L230 229L233 226L232 230L230 229V230H227L226 232L223 231L226 234H224L223 232L222 233L220 232L221 228L219 231L220 233L218 232L219 228L216 229L217 231L215 230L216 232L221 234L222 237L224 236V238L226 239V241L224 243L222 242L221 245L219 243H220V241H223L224 238H222V240H221V236L219 234H216L218 236L214 237V233H216L215 231L212 230L214 228V226H212L210 223L206 222V220L208 218L206 217L207 218L206 219ZM234 216L232 217V220H234ZM154 217H155V219H154ZM248 217H250V218H248ZM136 218H137V220H134ZM151 218H153V219H151ZM161 218H163L162 221L166 222V224L160 220L165 225V226H162V224L159 223L160 226L166 227V225H168L167 222L169 224L171 222V226H170L171 228H172V226H174L172 228L173 231H171L172 233L170 232L171 237H169V234H166V232H165V235H167V238L165 237V235L160 236V235L164 234L165 230L163 231V229H161V231L163 233L161 234V232L159 231V236L157 234V237H156V233L158 231L156 232L155 229L156 230L158 229V228H156L159 226V225H157V223H158V220ZM227 218H230L228 220L231 221V222H229L231 224V226L228 225L229 223H227L228 222ZM150 219H151V221H153V220L157 221L156 226H155V222L153 221L154 223L152 224ZM214 219H217L218 222L220 221V223H218L219 225L217 223H215L217 220L215 221ZM220 219L223 220L224 222L225 221L226 222L224 223L222 221L223 222L222 223ZM145 221H147V222L150 221L151 225H153L152 226V228L154 227L153 232H155V237L157 238V241L159 243L161 241L160 239H162L161 237H165L167 240L170 241L169 243L171 245L169 248L167 247L169 244L168 241H167V244L165 243L166 239H165V242L163 240L161 241V242H164L163 247H162V245L158 244L156 241L153 244L154 240H152V239L149 240L148 237H147L148 239L145 238L146 233L151 230V229H149L150 225H148V228L146 226V229H143L145 227V224L147 223ZM235 221H236V219H235ZM136 222L138 223L137 225H136ZM139 222H141L142 227L141 226L139 227V224H140ZM241 222L244 224H242ZM251 222H252V220H251ZM248 224H250L251 227H253V228L250 229V225H248ZM135 226L137 228H142L141 229L142 231L148 230V231H146V233L144 231L142 232L139 229L137 230L138 232L139 231L142 232V233L140 232L141 235L143 233H145L144 238L140 236L141 239L143 238L142 239L143 241L135 239V235L137 234ZM160 226H159V228H160ZM170 227L167 226L168 229ZM210 227H211V229H209ZM259 227L262 230H260ZM237 228L239 230H237ZM233 229L235 230V232L233 231ZM223 230H226V229H223ZM211 231H213V233ZM228 231L229 232L233 231L234 232V233L232 232L233 236L235 234L237 235V236L235 235L237 238H235L233 236L231 237L232 233L229 235V237L232 239V241L237 240V242L234 241L236 244L234 242L231 243L230 241H228L229 237H227V238L225 237V235L227 236ZM263 232H264V230H263ZM240 233H241V235H240ZM150 234H152L151 236H153V233H150ZM212 235H213V237H212ZM147 236H148V234H147ZM168 237L171 238V240ZM136 238H137V236H136ZM156 238H154V239H156ZM217 238H219V239L215 240V241H217V242H215L213 239H217ZM133 239H135L137 241L136 244H134V245H132L133 242H131ZM148 240L151 241L150 242L151 245H149ZM145 241H148L146 244H148L150 247L152 246V244L155 245L157 243V245H156L157 247L154 248V246H152L151 247L152 249L148 248L149 246L147 247L146 244H143ZM227 241L230 242V244H229L230 246L227 244ZM138 242H140V244H137ZM165 244H166V246H165ZM216 245H217V247H216ZM158 246H160V247L158 248ZM249 246H250V248H249ZM228 247H226V248L229 251L231 250L230 252H233L232 249L231 248L229 249ZM223 248H225V247H223ZM257 248H259V249H257ZM242 250L245 252H243ZM223 253H225V252H222L219 255H221ZM255 255H256V257H255ZM232 257H233V259H232ZM221 262L224 263V260L222 261V259H221L220 263Z\"/></svg>","mask_w":264,"mask_h":264},{"label":"bare ground","instance_id":"bare-ground-1","mask_svg":"<svg viewBox=\"0 0 264 264\" xmlns=\"http://www.w3.org/2000/svg\"><path fill=\"white\" fill-rule=\"evenodd\" d=\"M144 1H145V0H144ZM149 1L151 2L152 0H149ZM149 1L146 0V2H145V3H147V6H148ZM184 1H185V0H184ZM192 1H197V3H199L198 0H192ZM203 1H204V0H203ZM203 1H200V2H201V3H204ZM213 1H214V0H213ZM215 1L218 2L219 0H215ZM221 1H222V0H220V2H221ZM223 1H224V0H223ZM225 1H226V0H225ZM225 1L222 2V3L226 6V2H227V1H226V2H225ZM230 1H231V0H230ZM230 1H228V3H229ZM236 1H237V0H235L234 2L236 3ZM240 1H241V0H240ZM251 1H252V0H251ZM254 1H255V0H254ZM256 1H257V0H256ZM256 1H255V3L257 4ZM259 1L262 2V0H259ZM142 2H143V1H142ZM159 2H160V1H159ZM171 2H174V3H172V5H174L175 2H176V0H173V1H169V0H168L167 3H170V4H171ZM188 2H190V0H189ZM188 2L185 1V3H184V2H182V3H184L185 6H187V5L191 4V3H189V4L186 5V3H188ZM232 2H233V0H232ZM234 2H233V4H234ZM243 2H244V6H243V5H242V6H243L244 9H245V4L247 3V0H245V1L243 0ZM248 2H250V1H248ZM145 3H144V5L141 4L142 7L145 6ZM163 3H165V1L162 0V2L160 3V6L164 5ZM167 3H165V4H167ZM182 3H181V5H182ZM193 3H194V2H192V4H193ZM197 3H195V4H197ZM201 3H200V5H201ZM228 3H227V6H229ZM250 3H251V2H250ZM252 3H253V2H252ZM252 3H251V4H252ZM161 4H162V5H161ZM233 4H232V6H234L233 8H235L234 11H233V8H231L232 10H230V9L228 10V7H226V8H227V12H228L227 15L229 14V12H230V14L233 13V12H234V14H235V13L238 14L237 11H239L240 9H243V8H239V9L237 10V8L235 7V5H237V4H239V3L234 4V5H233ZM241 4H243V3L241 2ZM241 4H240L239 7H241ZM251 4L249 5V3H247V7H246V9H245V10H241V11H243L242 14H244V13L246 12V10H247V12H249V11H251V9H252V10H254V11H252V12H253V13L255 12L254 14H255V17H256V12H257V13H258V11L261 12V11H260L261 8H262V12L264 13V10H263L264 0H263V4H262V7H261V8H260V7L258 8V6H256V7H257V8H256L255 5H251ZM177 5H179V8H177V7H178V6H177L176 9H175V11H173V9L168 8L169 6L166 7L167 5H166V6H163L162 8H165V7H166L165 9H169V10H172L173 12L177 13L178 9H183V7H184V5H183L182 8H180V4H178V3H177ZM193 5H194V4H193ZM193 5H192V7H191L192 9H194V8H193ZM197 5H198V4H197ZM200 5H198V7H200ZM203 5H204V4H203ZM259 5L261 6V4H259ZM147 6H145V7H147ZM201 6H202V5H201ZM230 6H231V5H230ZM230 6H229V8H230ZM249 6H251V7L253 6L254 8H253V7L251 8V7H249ZM154 7L156 8V6H153V10H155ZM171 7H173V6H171ZM195 7L198 9L197 6H195ZM173 8H175V6H174ZM184 8H185V7H184ZM196 8H195V9H196ZM203 8H204V7H202V9H203ZM226 8H225V9H226ZM248 8H251V9L249 10ZM148 9H149V6H148ZM186 9H187V8H186ZM192 9H187V10H188V11H189V10L191 11ZM195 9H194V10H195ZM255 9H256V10H255ZM257 9H260V10H257ZM169 10H168V11H169ZM176 10H177V11H176ZM187 10H186V11H187ZM236 10H237V11H236ZM168 11H167V12H168ZM186 11H185V9H183V13L186 14ZM203 11H204V12H203ZM235 11H236V12H235ZM241 11H240V12H241ZM151 12H152V11H151ZM180 12L182 13V10H180ZM191 12H192V11H191ZM199 12H200V11H199ZM205 12H206V10H201L200 14H201V13H204V14H210V12H209V13H205ZM207 12H208V11H207ZM252 12H250V14H251ZM187 13H189V14H187L188 17H184V18H183V19H184V22L186 21L185 24H187V26H189V25H188L189 23H191V24L193 23L195 26H197V25L199 26V25H200V28L202 29V27H203V26H202V22H203V25H205V24H206V26L209 25V26H210L209 28H212V31H213V32H216L217 28L215 29V28L211 27V25L208 23V21L205 22L208 18H209L208 20H209V21L211 20V22H213V23L216 22V21H218V20H214V17H213V20L210 19V16H211V15L208 16V18H205L206 15L203 17L202 14H201L202 16H200V14H199L200 17H203V18L205 19V21H204L203 19H202V20L200 19L201 21H200V20H199V21L201 22V24H199V21H198V19H199L198 12H197V13H196V11L192 12V14H194V13L197 14L198 18H197V16H195V15L190 16V14H191L190 12H187ZM213 13H214V12H213ZM213 13H212V14H213ZM217 13H218V12H217ZM177 14H178V13H177ZM234 14H231V15L233 16ZM236 14H235V15H236ZM242 14L240 15V17L242 16V19H243V18L245 19L246 16L249 17V20H247V18H246L247 21H250V20H251L250 18L253 17L252 14H251V16H250L249 13H246L247 15H246V16L244 15L245 17H243ZM260 14H261V13H260ZM238 15H239V14H238ZM258 15H259V13H258ZM261 15H262V14H261ZM148 16H150V15H148ZM180 16H183V14H180ZM194 16H195V17H194ZM215 16H216V15H215ZM220 16H221V15H220ZM220 16H219V17H220ZM191 17H193V18L190 19ZM219 17H218V18H219ZM235 17H236V16H235ZM240 17H239V19H240ZM255 17H254V18H255ZM262 17H263V16H262ZM188 18L190 19V21H191V20H194V22H193V21H191V22H190V21L187 22V19H188ZM194 18H195V19L197 18V21H198V22H197ZM232 18H233V17H231V18L229 17V20L231 21ZM237 18H238V17H237ZM254 18H253V19H254ZM256 18L259 19L258 17H256ZM256 18H255V19H256ZM233 19H236V18H233ZM239 19H237V21H238ZM244 19H243V20H244ZM257 19H256V20H257ZM262 19H263V18H261V20H262ZM181 20H182V18H181ZM246 20H245V21H246ZM256 20H253V21H256ZM153 21H154V20H153ZM227 21H228V20H227ZM230 21H229V22H230ZM245 21H243V22H245ZM247 21H246L245 23H247ZM253 21L251 20L252 23H253ZM257 21H258V23H260L259 20H257ZM145 22H146V21H145ZM162 22H163V21H162ZM162 22H161V23L159 22L160 24L157 23L159 26H158L157 24H155V21H154L153 24H152L151 22L148 23V21H147L145 24H144V23H141L140 25H142V27H143V25H144V27H146V29H142V27L139 25V26L141 27V29H142V30H141V33H144V35L148 34L149 36H151L150 39H151L152 41L149 40V42H148L147 44L150 46V49H151L150 54H153V55H155L156 57L162 55L161 53L163 52V50H164V52H165L166 54H167V52H169V51H171V50H172V51L175 50V51H176V54H177V53H179V54H180V53H183L184 51L186 52V51L189 50V49H190V51H192L191 49L194 48V47H193V46H194L193 43H194V44H197L198 42H200V44L202 45V43H201L202 41H201V40H204V39H203V36H210V37H211V35L209 34L210 32L207 33V35H206V33H204L205 35L202 36V34L200 33L201 31H199L198 29H196V31H195L194 33H196L197 30H198L199 33L197 32V33L195 34L196 36H193L192 33H191L192 37H193V38L196 37L195 39H198L199 37H202V38H201V40H199V39H200V38H199L198 41H197V43H195V42H194L195 39H193L194 41H192V42L190 43V44H192L193 46H192L191 48L187 49V47H186L184 44H182V43H187V44H189L188 42L191 41V40H189V38L192 39V37H190L191 35H189L188 37H183V36H182V33H181V34L178 36V34H179L180 31H179L178 28H177V30H176V27H177V26H175V25H178V24H176L177 22H175V25H174V22H170V21H167L166 23H165V21H164V24H163ZM225 22H226V21H225ZM229 22H226V30L229 28L232 32H230L229 30H227L228 32H224L226 38H225V37H223V38H224L225 41L227 42V45H226V42H224V39L222 38V39H223V40H222V43H223L224 45H226V46H224V45L221 44V42H220V44L223 45V47H222V46H219L220 49L222 48V49L224 50V48H226L227 46L230 45L229 43H231L232 39H234L233 37L236 36V35H233V36H232V34H235V32H236V34H237L238 37H239L238 34H240V33L243 34L242 36H241V34H240V37L243 38V39H241L240 37L238 38V37L236 36V37L238 38L239 41H240V40H241V41L243 40L242 42H246V41L248 42V40L250 41L251 39L255 38L256 36H257V37L259 36V32H260V31H259L258 33L255 32L256 36H255V37L253 36V35H255V34H253L254 31H253V33L250 31V30H251V29H250L251 27L249 28V25H248V27L246 28V26H247V24H248V23H247V24H244V25H246V26H244V25L242 24V25L244 26V28L246 29V31H245L244 28H243L242 31H243L244 33H246L247 31H249V32H247L246 34L248 35V34L250 33L251 36H248L249 39H248V38L244 39V38H245V37H244L245 34H244L243 32H241V31H238V30H237V29H239V27H240V29H242V28H241V25L238 26L237 23H236L235 26H238V27H237V29L235 28V30H236V31H235L234 29H231V28H230L231 25L227 28V25L229 24ZM231 22H232V21H231ZM243 22H242V23H243ZM147 23H148V24H147ZM195 23H196V24H195ZM197 23H198V24H197ZM240 23H241V21H240ZM252 23H250V25H251ZM262 23H263V22H262ZM154 24H155V25H154ZM161 24H162V25H161ZM165 24H166V25H165ZM193 24H192V25H193ZM231 24H232V23H231ZM160 25H161V26H160ZM164 25H165V27H164ZM192 25H191V26H192ZM258 25H259V24L255 25L256 28H257ZM260 25H261V24H260ZM139 26H138V27H139ZM155 26H156V27H155ZM206 26H205V29H206ZM235 26H234V27H235ZM252 26H254V25H252ZM262 26H263V25H262ZM138 27H137V28H138ZM140 27H139V29H140ZM144 27H143V28H144ZM162 27H164V29H161V30L158 29V28H162ZM260 27H261V26H260ZM124 28H125V26H124ZM156 28H157V29H156ZM190 28H191V27H190ZM196 28H197V27H196ZM198 28H199V27H198ZM232 28H233V27H232ZM253 28H255V27H253ZM201 29H200V30H201ZM240 29H239V30H240ZM247 29H249V30H247ZM188 30H189V27H188ZM207 30H208V26H207ZM224 30H225V29H224ZM233 30H234L235 32H234ZM253 30L256 31V29H253ZM261 30H262V29H261ZM139 31H140V30H139ZM173 31H176L178 34L175 33V32H173ZM205 31H206V30H205ZM217 31H218V30H217ZM237 31H238V33H237ZM257 31H258V28H257ZM172 32L175 33V36H174V34H173ZM192 32H193V31H192ZM233 32H234V33H233ZM141 33H140V34H141ZM145 33H146V34H145ZM216 33H217V32H216ZM226 33H227V35H226ZM136 34H138V33L136 32ZM176 34H177V35H176ZM197 34H201V35H198V36H197ZM213 34H214V33H213ZM230 34H231V35H230ZM250 34H249V35H250ZM252 34H253V35H252ZM263 34H264V33H263ZM144 35L142 36V34H141V38H139V39H143V40H144V38H145L146 36H148V35H146V36H144ZM184 35H185V34H184ZM187 35H188V34H187ZM187 35H186V36H187ZM228 35H229L230 37H228ZM134 36H135V34H134ZM149 36H148V37H149ZM173 36H174V37H173ZM213 36H214V35H213ZM223 36H224V35H223ZM245 36H246V35H245ZM252 36H253V38H252ZM260 36H262V37L264 38L263 35H260ZM135 37H136V36H135ZM143 37H144V38H143ZM180 37H181V40L184 38V39H183L184 41H183V40H182L183 42L181 41L182 43H181V45H180L181 47H179V49L182 48V47H183V48L185 47V49H187V50L184 49V51H183V50H180V52H179V49H177V48H178V45H179L178 42H180V39H179ZM236 37H235V41H237V38H236ZM250 37H251V39H250ZM137 38H138V36H137ZM177 38H178V39H177ZM185 38L188 40V42H187V40H186ZM229 38H230L231 41H229V40L227 41V39H229ZM231 38H232V39H231ZM259 38H260V37H259ZM205 39L208 40L209 37H208V38L206 37ZM211 39H212V37H211ZM211 39H210V40H211ZM247 39H248V40H247ZM261 39H262V38H261ZM134 40H135V39H134ZM145 40H146V38H145ZM147 40H148V38H147ZM147 40H146V42H147ZM245 40H246V41H245ZM177 41H178V42H177ZM204 41H205V40H204ZM239 41L236 42V43H239ZM241 41H240V42H241ZM134 42H136V41H133V46H134ZM139 42H140V41H139ZM233 42H234V41H233ZM233 42H232V43H233ZM242 42H241V43H242ZM40 43H43V42H39V44H40ZM113 43H115V42H113ZM141 43H142V42H141ZM141 43H140V46H141ZM143 43H144V41H143ZM150 43H152L153 46L150 45ZM232 43H231V44H232ZM234 43H235V42H234ZM120 44H121V43H120ZM136 44H137V42H136ZM138 44H139V43H138ZM138 44H137V45H138ZM147 44H146V46H147ZM177 44H178V45H177ZM220 44H219V45H220ZM228 44H229V45H228ZM204 45H205V44H204ZM48 46H49V45H48ZM115 46L120 47V49L122 48V49L124 50V47H123V46H119L118 44H116ZM133 46L131 45V47H133ZM140 46H139V47H140ZM143 46H144V45H143ZM143 46H142V47H143ZM188 46L190 47V45H188ZM196 46H199V43H198V45H196ZM41 47H42V46L40 45V47H38V48H41ZM49 47H50V46H49ZM49 47H48V48L45 47V48L43 49V51H42L43 53L47 54V56L50 55V54H52V55L55 54V53H53V51H52V49L55 50L54 46H52L53 48L51 49V51H49V50H50ZM117 47H116V48H117ZM139 47L137 46V48H139ZM134 48H136V46H135ZM144 48H146V47H144ZM162 48H164V49H162ZM168 48H169L170 50H169ZM196 48L198 49L199 47H196ZM196 48H194V49L196 50ZM202 48H203L204 50H203ZM202 48H201L202 50H199V49L196 50V51L198 52V53H197L198 56H199V55L201 56V57L199 56L200 58H199L197 55H195V56H196L195 59H194V57H192V58H193V59H192L191 56H189L188 58H186L187 55H188L187 52L185 53L186 55L183 53L185 57L183 56V54H181L182 57H184V60H186L185 63H184V60H183L182 58H180V55L178 56V54H177V55L174 54V53H175L174 51H173V52L171 51V54L173 53V55H174V57H173V55H172L171 57H173L174 60H173L171 57L168 58V57H167L168 55L166 56V60H165V55H163L162 58H161V56H160V58L158 57V59H163L164 61H166L165 63H168V61L171 60V62H169L170 64L168 63L169 65H166V64L164 65V63H163L164 61L161 63V64L164 65V66L162 67V69H164V70H163V71H164V74H166V72H167V75L172 76L171 79L175 78V80H176V79L178 80V76H179V78H180V77H182V78L185 77V82H186V84H185V83H183V84H185L186 86L188 85L187 83H189V82L186 81V78H188V77H190V79H191V76H192V77L196 76V77H194V78L191 79V80H194V79H195V81H196V80H198L197 78H200V76L203 78V75H204V74L206 75V77L208 76V74H209V75L212 74L211 76H213V75H215V76L219 75V73H218L217 71H215L217 68H216L215 70H213L214 68H213V66H212L211 63H213L214 61H210V60H209L210 57H208L209 55H210V56L212 55V54H209L208 52L212 49L211 52L213 51L212 53H214V50H213L214 48L212 47L209 51H207L204 47H202ZM217 48H218V47H217ZM217 48H215V50H216ZM45 49H46V51H45ZM48 49H49V50H48ZM117 49H119V48H117ZM117 49H116V50H117ZM120 49H119V50H120ZM129 49H130V48H129ZM161 49H162V51H161ZM165 49H166V50H165ZM167 49H168V50H167ZM220 49H219V52H222ZM227 49H228V47H227ZM227 49H226V50H227ZM116 50H115V51H116ZM123 50H121L120 52L123 53V52L127 51L128 49L125 50V51H123ZM131 50H132V52H133V49H130V51H131ZM136 50H137V49H135L133 53H135ZM177 50H178V52H177ZM47 51H48L49 53H48ZM166 51H167V52H166ZM181 51H182V52H181ZM190 51H189V55H191V54H190V53H191ZM193 51H194V50H193ZM196 51H194V52L196 53ZM200 51H202V54H203V55H202V54H199ZM120 52H118V53L116 52V54H117V55L121 54L120 57H122L123 55H122V53H120ZM128 52H129V50H128ZM128 52H127V53H128ZM194 52H193L192 55L195 54ZM204 52H205V53H208V54H207L208 56H207V55H204V54H205ZM215 52H216V53L213 54V55L215 56L216 61H218V59H219L220 57L217 59L216 54H217V53H218V54H221V53H219V52H217V51H215ZM224 52H225V51H224ZM133 53H131L132 55L130 54L132 58H133ZM155 53H156V54L159 53V55L157 54V55H158V56H157ZM124 54H125V53H124ZM128 54H129V53H128ZM128 54H127V55H128ZM139 54H140V53H139ZM143 54H144V53H143ZM168 54H170V53H168ZM222 54H223V53H222ZM225 54L227 55V51H226ZM36 55H38V54L36 53ZM125 55H126V54H125ZM127 55H126V56H127ZM134 55H135V54H134ZM141 55H142V54H140V56H141ZM144 55H145V54H144ZM146 55H147V54H146ZM146 55H145V57H147ZM153 55H152V56H153ZM223 55H224V54H223ZM223 55H222V56H223ZM45 56H46V55H45ZM47 56H46V57H47ZM140 56H139V59H140V61H141V59L144 58V57H142L143 55H142L141 57H140ZM176 56H178L177 61L175 60ZM203 56H204V57H203ZM205 56L208 57V60H207L208 62H207L206 60H204V61L207 63V66L203 67L205 62H204V61H199V60H200V59L203 60V58H205ZM220 56H221V55H220ZM34 57H37V56L34 55ZM38 57H39V56H38ZM38 57H37V58H38ZM123 57H125V56H123ZM129 57H130V56H129ZM129 57H127V58H129ZM134 57H135V56H134ZM197 57H198V58H197ZM223 57H224V56H223ZM132 58H131V59L129 58V60H132ZM170 58H171V59H170ZM190 58H191L192 60H195V61H192V62H191V59H190ZM211 58H212V60H213V57H212V56H211ZM215 58H214V60H215ZM139 59H138V60H139ZM158 59H157V60H158ZM167 59H169V60L167 61ZM179 59H182V61H183V62L181 61V62H182V63H181L182 65H180V67H181V68H180L181 71L183 70L182 72L179 71V70H180L179 68H177V66L180 64V62H179L180 60H179ZM197 59H198V60H197ZM135 60L137 61V59L134 58V60H132V62L136 63ZM178 60H179V61H178ZM188 60H190V62H189ZM196 60L199 61V62H198L199 64L196 62ZM219 60H220V61L217 62L218 64H223V63H225V61H222V63H221V58H220ZM142 61H143V59H142ZM147 61H148V60H147ZM159 61H160V60H159ZM161 61H162V60H161ZM161 61H160V62H161ZM172 61H173V62H172ZM175 61H176L177 63H176ZM235 61H236V60H235ZM174 62H175V64H174ZM187 62H188V64H187ZM201 62H202L203 64H202ZM210 62H211V63H210ZM226 62H227V61H226ZM137 63H138V62H137ZM153 63H154V62H153ZM157 63H159V62L157 61ZM172 63H173V65L171 66ZM191 63H192V64L194 63L193 66H194V68H195L196 70L191 66ZM200 63H201V66H199ZM206 63H205V65H206ZM208 63H209V65L211 64L210 66H212V67H210V66L208 65ZM227 63H229V64H227V65H225V66L221 65L222 68H220V69L222 70L223 67L226 68V66H227V69H228V66H230V62H227ZM234 63H235V62H234ZM146 64H147V63H146ZM184 64H185L187 67H186ZM195 64H196V65H195ZM225 64H226V63H225ZM142 65H143V64H140V66H142ZM183 65H184V66H183ZM188 65H190V66L188 67ZM202 65H203V66H202ZM213 65H214V64H213ZM231 65H232V64H231ZM166 66H167V68H165ZM168 66H169V67H168ZM170 66H171V68H170ZM196 66H198V67H196ZM217 66H218V65H217ZM221 66L219 65V67H221ZM232 66H233V65H232ZM232 66H230V67H232ZM142 67H144V70H146L145 68L148 69L149 66L147 67V66L143 65ZM172 67H174V68H172ZM175 67H176V68H175ZM178 67H179V66H178ZM183 67H185L186 69L183 68ZM191 67H192V70H190ZM207 67H208L209 69H208ZM157 68H158V67H157ZM169 68H170V71H168ZM187 68H188L189 71L187 70ZM200 68H201L203 71L200 70ZM204 68H205V69H204ZM211 68H212V69H211ZM155 69H156V68H155ZM172 69H176V70H172ZM184 69H185V71H184ZM231 69H232V68H231ZM142 70H143V69H142ZM156 70H158V69H156ZM159 70H160V69H159ZM171 70H172L173 72H172ZM197 70H198V71H197ZM204 70H207V72L204 71ZM211 70H213V71H211ZM229 70H230V68H229ZM243 70H244V69H242V71H239L240 74H243V73H242ZM123 71H124V70H123ZM146 71H147V70H146ZM163 71H162V73H163ZM178 71H179V72H178ZM190 71H192V73H191ZM194 71H197V72H203V74L201 73L202 75H201V74L199 75L197 72L195 73ZM209 71H210L211 73H210ZM214 71H215V72H214ZM225 71H226V70H225ZM230 71H233V72H234L233 74H231V77H232L234 74H235V75H236L237 73L239 74V72H237L238 70H237L236 72H235V69H234V70L232 69V70H230ZM246 71H247V70H246ZM246 71H245V72H246ZM168 72H172V73L169 74ZM176 72H177V74H176ZM183 72H185L186 74H185V75L182 74ZM193 72H194V74H193ZM204 72H206V73H204ZM223 72H224V69H223ZM188 73H189V75H191V76H188ZM217 73H218V74H217ZM227 73L229 74V71H228ZM230 73H231V72H230ZM141 74H143V73L141 72ZM181 74H182V75H181ZM195 74H198V75H195ZM228 74H227V77L229 76ZM240 74H239V75H240ZM248 74H249V73H248ZM248 74L246 75V73H245V74H243V75L247 78V77L249 76ZM176 75H177V78H176ZM205 75H204V76H205ZM223 75L225 76V73H224ZM174 76H175V77H174ZM215 76H213L214 79H216V80H215V84L213 83V81H214V80H213V77H211L212 79H211L210 77H207L208 79H210V81H211L210 83H209V80H207V78L205 77L206 79H205L204 81L206 82V80H207L208 83L206 82V85L209 84L208 88H206L205 82H203V79L201 80V78H200V81H202V83H204V84H203V87H204V88L202 87V85H201V89H200L199 86H197V87H199V88H197V87L195 86V88H197L198 91L200 90L199 93H200V97H201V102H202V100H204V98L202 99L203 94H204V95H207V94H206V90H207V89H209V90L211 89V86H212V85L210 86L211 83L213 84V87H214V85L217 84L216 81L218 80V81H219L218 84H220V85L223 86V88H224L225 83H226L225 80H226L227 78H224V79H225V80H224L225 83H224V81H223L221 78H218V79H217ZM237 76H238V75H237ZM237 76H236V79H233V80H235L236 82L232 80V82L230 81V83H229V81H228L229 79H228L227 81H228V83L231 84L232 86H233V84H234V86H233L232 88L235 87L234 89H238L237 91L239 92V88L243 85V84H241L240 80L243 79V78H238L239 76H238V77H237ZM217 77H221V76H217ZM229 77H230V76H229ZM139 78H140V77H139ZM142 78H145V76H143ZM234 78H235V76H234ZM237 78L239 79V82H238V79H237ZM190 79H188V81H190ZM173 80H174V79H173ZM212 80H213V81H212ZM220 80L223 81V82L221 83ZM198 81H199V80H198ZM198 81H197V82H198ZM241 81H244V80H241ZM182 82H184V81H182ZM234 82H235V83H234ZM242 83H243V82H242ZM244 83H245V81H244ZM177 84H178V83H176L175 85H171V87H173L174 89L177 90L176 93H177V92L179 93V91H180L179 88H180V87L183 88V86H180V85L178 84V85L180 86V87L178 88V87H176ZM195 84H196V83H195ZM229 84H228V86H229ZM237 84H239V85L241 84V85H240L239 87H237V86H238ZM196 85H197V84H196ZM220 85H219V86H220ZM236 85H237V86H236ZM219 86H218V87H219ZM221 86H220L219 88H217V85H216L215 88H217V91L219 90V92H221V90H220V89L222 88ZM243 86H245V88H246V86L248 87V84L245 83ZM243 86H242V88H243ZM175 87H176V88H175ZM173 88H169V92H170V91H173ZM202 88H203V89L206 88V89L203 90ZM215 88H214V90L211 89L210 91H208V93H209L208 95H210V93H211L212 96H211V95H210V96L207 95L208 97L205 98V99H206V100H205L206 102L203 101V103H204L205 105H206V104H207V105H208V104L210 105L211 102H212L213 104L215 103L214 101H211V99L213 100V98H214L213 95L215 96V95L218 93L217 91H215ZM242 88H240V89H241L242 92H243V89H242ZM245 88H244V91L247 89V88H246V89H245ZM248 89H249V87H248ZM248 89H247V90H248ZM181 90H182V89H181ZM184 90H185V89H184ZM184 90H182V91L184 92ZM202 90H203L204 92H203ZM212 90H213V91H212ZM241 90H240V91H241ZM247 90H246V92H247ZM249 90H250V89H249ZM249 90H248V91H249ZM201 91L203 92V94H202ZM211 91H212L214 94H213ZM214 91H215V92H214ZM250 91H251V90H250ZM169 92H168V93H169ZM183 92L180 91L179 95L182 94ZM185 92H186V90H185ZM216 92H217V93H216ZM171 93H172V92H171ZM244 93H245V92H244ZM256 93H258V94H260V93L264 94V92H262V91H257ZM183 94H184V93H183ZM240 94L242 95L241 92H240ZM252 94H253V93H252ZM84 95H85V94H84ZM236 95H237V97H239L238 94H236ZM241 95H240V96H241ZM244 95H246V93H245ZM250 95H251V94H250ZM176 96H177V95H176ZM242 96H243V95H242ZM254 96H255V95H254ZM254 96H252V97H254ZM258 96H259V95H258ZM258 96H256V98H258ZM85 97H86V95H85ZM204 97H205V96H204ZM209 97H211V99H210ZM212 97H213V98H212ZM249 97L251 98V96H249ZM260 97H263V96H260ZM187 98H189V96H188ZM187 98H186V99H187ZM190 98H191V97H190ZM254 98H255V97H254ZM175 99H176V98H175ZM175 99H174V102H177ZM178 99H179V98H178ZM207 99L210 100V103H208L209 100L207 101ZM234 99H235V98H234ZM237 99H238V98H237ZM170 100H171V99H170ZM179 100H180V99H179ZM191 100H192V98H191ZM252 100H253V101L249 100L250 102H252L251 104H253V102H254V99H252ZM256 100L259 101L260 99H256ZM257 101H255L254 103H256ZM263 101H264V100H263ZM179 102H180V101H179ZM179 102H177V103H179ZM186 102H187V101H186ZM188 102H189V101H188ZM194 102H195V101H194ZM246 102H247V101H246ZM246 102L242 103V106L245 105ZM91 103H93V102H91ZM195 103L197 104V102H195ZM232 103H233V102H232ZM235 103H236V101H235ZM247 103H248V102H247ZM258 103H259V102H258ZM261 103H262V102H261ZM261 103H259V104H261ZM186 104H187V103H186ZM188 104H189V103H188ZM199 104H200V103H199ZM237 104H238V103H236V105H237ZM239 104H240V103H239ZM83 105H84V104H83ZM87 105H88V104H87ZM177 105H178V107H179V106L181 105V103H179V104H177ZM189 105H190V104H189ZM197 105H198V104H197ZM201 105H202V104H201ZM207 105H206V109H207V110H206V109H203V110H206L207 112H208L209 109H212L211 106H212V107H215V105H212V104H211L210 106L208 105V107H209V109H208ZM232 105H234V103H233ZM253 105H254V104H253ZM256 105H257V103L255 104V106H256ZM261 105H262V104H261ZM88 106H89V105H88ZM90 106H91V104H90ZM93 106H94V105H93ZM95 106H96V105H95ZM187 106H188V105H187ZM199 106H200V105H199ZM202 106H203V105H202ZM202 106H200V108H202ZM228 106H229V104H228ZM228 106L226 107L227 109L225 108L226 110L229 109L230 106H229V107H228ZM237 106L240 107L241 105H237ZM33 107H34V106H33ZM190 107H191V105H190ZM190 107H188V109L191 110ZM239 107H238V108H239ZM246 107H247V106H246ZM257 107H259V105H258ZM260 107H261V106H260ZM260 107H259V108H260ZM83 108L85 109L86 107H82V105H81V106H80L81 113H79V114L84 115V117H83L84 119L79 115V116L81 117V119L78 118V119H79L78 121L80 122V126H81L82 128L79 127V125H78V128H79L78 130H80V131L82 132V134L85 135V133H83L82 129H84V130L87 129V128L89 127L88 123H92V124H90V130H91L92 128H94V127L96 128V124H97L98 121H100V120H99V119H98V121H97V119L94 120V116H95V115H93V116H92L93 119H92V117H91V119L93 120V122L95 121L96 124H94L92 121L89 122V121H90V118H89V117H90V114H89V117H87L88 114H86V113H88L90 110L88 111L87 109H85V111L87 110V112H84V113L87 115V116H85V114H82V113H83V112H82V109H83ZM90 108H91V107H90ZM196 108H197V107H196ZM233 108L237 109L236 106L233 107ZM233 108H232V109H233ZM248 108H249V107H248ZM262 108H263V107H262ZM84 109H83V110H84ZM92 109H94V108H92ZM92 109H91V110H92ZM95 109H96V108H95ZM95 109H94V110H95ZM188 109H187V111H183V110H181V113H182V112H185L184 115H187L186 113H188V111H189ZM192 109H193V107H192ZM194 109H195V108H194ZM194 109H193V111H194ZM218 109H220V107H219ZM223 109H224V108H222V110H223ZM257 109H258V108H257ZM97 110H98V108H97ZM196 110H197L198 114L201 112V111H198V109H196ZM213 110H214V109H213ZM233 110H234V109H233ZM233 110H232V111H233ZM237 110H238V109H237ZM247 110H248V109H247ZM249 110H250V108H249ZM232 111H231V112H232ZM251 111H252V109H251ZM258 111H259V110H258ZM260 111L262 112L261 109H260ZM260 111H259V112H260ZM194 112H195L194 115H196L197 112H196V111H194ZM203 112H204V111H203ZM207 112H206V113H207ZM213 112H214V111H213ZM252 112H254V110H253ZM255 112H257V111H255ZM89 113H91V112H89ZM181 113H180V114H181ZM191 113H192V112H191ZM191 113H188V119H189V116H191V115H190ZM204 113H205V112H204ZM206 113H205V114H206ZM92 114H93V111H92ZM94 114H95V113H94ZM180 114H179V115H180ZM226 114H227V115H230V113H227V111H226ZM226 114H225V115L222 114V115L225 116V119H228V117H227ZM97 115H98V114H97ZM179 115H178V116H179ZM182 115H183V113H182ZM98 116H99V115H98ZM176 116H177V115H176ZM218 116H219V118L223 117V116L220 115V111H219ZM96 117H97V116H96ZM96 117H95V118H96ZM99 117H100V119H101V115H100ZM99 117H97V118H99ZM183 117H184V116H183ZM185 117H186V116H185ZM185 117H184V118H185ZM87 118H88L89 120H86ZM102 118H103V117H102ZM104 118H105V117H104ZM219 118H217V119L220 120ZM223 118H224V117H223ZM223 118H221V119H223ZM180 119H181V118H180ZM182 119H183V118H182ZM199 119H200V118H199ZM80 120H83V121L85 120V122H82V121H80ZM177 120H178L179 122L182 121V120L180 121L178 118H177ZM186 120H187V119H186ZM229 120H230V119H229ZM96 121H97V122H96ZM200 121H201V120H197L196 123L194 122L195 124H194L193 127L195 128V125H198V124H197L198 122L201 123ZM221 121H222V120H221ZM230 121H231V120H230ZM86 122H88V123H87L86 126H85L83 123H86ZM102 122H103V121H102ZM102 122L100 121V123H102ZM104 122H106V120H104ZM173 122H174V121H173ZM108 123H110L109 120H108ZM112 123H113V122H112ZM77 124H79V123H77ZM81 124H83L84 126L81 125ZM113 124L115 125V122H114ZM203 124H205V125L207 126L206 123L203 122ZM54 125H55V124H54ZM87 125H88V127H87ZM92 125H95V126L92 127ZM99 125H100L99 127H101L99 134H100L101 131H102V134H101V135H104V133H105L104 130H105V129L103 130V125H105V124H103V125H102V124H99ZM132 125H133V124H132ZM97 126H98V124H97ZM109 126H110V125H109ZM117 126H118V125L113 126V128L115 127V130H116V131H117V129H116ZM124 126L128 127L127 125H124ZM133 126H134V127H133ZM133 126H130V128H129V132L132 131V130H133L132 132H134L135 130H137V132L135 131V133H138V134H139V132H138V128H139V127H136L135 125H133ZM47 127H49V126H47ZM54 127H55V126H54ZM84 127H85V128H84ZM86 127H87V128H86ZM126 127H124V128L126 129ZM198 127H199V126H198ZM201 127H203V126H201ZM49 128H50V127H49ZM104 128H105V127H104ZM109 128H110V127H109ZM131 128H134L135 130H134V129H131ZM191 128H192V127H191ZM196 128H197V127H196ZM196 128H195V129H196ZM88 129H89V128H88ZM88 129H87V130H88ZM97 129H98V128L93 129L94 131H92V130H91V131L88 130L87 133L90 132V137L93 136L94 138H96L94 135H91V132H95V131H96V132L94 133V134L96 135V133H97ZM122 129H123V126L120 127V129H118V130H120V133H121V130H122ZM51 130H54V129L51 128ZM110 130H111V128H110ZM127 130H128V129H127ZM144 130H145V129H143V132H140V134H141V133L143 134V133H144ZM171 130H174V128H173V129L171 128ZM191 130H192V129H190V131H191ZM48 131H49V130H48ZM80 131H76L75 133H79ZM85 131H86V130H85ZM85 131H84V132H85ZM105 131H106V130H105ZM108 131H109V130H108ZM108 131H107V133H105V136H106L107 134L109 135V133H110L111 137H113V138H111V137L108 138V135L106 136V137H107V138H106L105 136L102 137L101 135L97 134V135H99V136L102 138V139H101V138L98 136V137H99L98 139H99V140L101 139V143H102L104 146H106V145L109 143V141H111V140H109V139H112V141L110 142L111 147H112V144H114L113 146L119 145V146L121 147L122 145H120V143H119L120 141H118V140H121V141H122L124 138H123V139H121V138H122L123 136H125V135H123L122 137H120V139H118L119 136L122 135V133L120 134L119 132H117L118 135L120 134V135L118 136V135H115V134H117V133L114 132V133H115V134H114V133L112 132V134H111V132H110V131L108 132ZM113 131H114V130H113ZM123 131H125V130H123ZM139 131H142V130H139ZM147 131H149V130L147 129ZM176 131H178V130L176 129ZM196 131H197V130H196ZM205 131H206V130H205ZM208 131L210 132V130H208ZM129 132H128V133H129ZM169 132H170V133H171V132L173 133V134L171 133L170 136L172 137V140H174V141H173V143H172V147L170 146V144H169V145L167 144V145L170 146L172 149H173V147H174L175 145H177V144L174 145V143H175V139H176V138H178L180 135H182V137L187 136L186 134H183V133H181V132H180L179 136H178L177 133H175V135H177V137L175 136L176 138L173 139L174 136H172V135H174V132H173V131H169ZM192 132H193V131H192ZM192 132H191V133H192ZM201 132H202V131H201ZM201 132H200V133H201ZM203 132H204V131H203ZM87 133H86V135H87ZM124 133H125V132H124ZM126 133H127V131H126ZM128 133H127V134H128ZM147 133H148V132H147ZM149 133H150V131H149ZM155 133L158 134L159 132H153V133H152V131H151L150 134H151V135H152V134L154 135ZM160 133H161V132H160ZM160 133H159V134H160ZM200 133H199V134H200ZM205 133H206V132H205ZM205 133H204V134H205ZM213 133H214V131H213ZM73 134H74V133H73ZM79 134H80V133H79ZM113 134H114V136H113ZM127 134H126V135H127ZM130 134H131V133H129L128 135H130ZM140 134H139V135H140ZM157 134H155V137L158 139L159 137H157ZM162 134H163V133H162ZM189 134H190V133H189ZM189 134H188V135H189ZM207 134H208V133H207ZM211 134H212V132H211ZM214 134H215V136H216L217 133H214ZM76 135H77V134H76ZM76 135H75V136H76ZM110 135H109V136H110ZM131 135H132V134H131ZM131 135H130V136H131ZM147 135H148V134H147ZM153 135H152V136H153ZM163 135H165V134H163ZM166 135H167V133H166ZM183 135H184V136H183ZM191 135H192V134H191ZM195 135H197V134H195ZM219 135H221V134L219 133L218 136H219ZM72 136H74V135H72ZM75 136H74L72 139H75V140H76L77 137L75 138ZM79 136L81 137V135H79ZM79 136H78V137H79ZM87 136L89 137V135H87ZM115 136L118 137V138H117V141H118V142L116 141L118 144H115V141H114V143H112L113 140H115ZM136 136H137V134H136ZM140 136H144V134H143V135H140ZM148 136H149V135H148ZM148 136H147V137H148ZM167 136H168V135H167ZM199 136H203V135L201 134V135H199ZM212 136H213V135H212ZM221 136H222V135H221ZM221 136H220V137H221ZM90 137H89V140H93V142H94L95 139H94L93 137L90 139ZM104 137L106 138V141L103 140ZM128 137H129V136H128ZM132 137H133V136L130 137V140H132V142H134L133 139H131ZM134 137H135V136H134ZM134 137H133V138H134ZM145 137H146V136H145ZM147 137H146V138H147ZM149 137H150V136H149ZM155 137L153 136V139H154ZM161 137H162V136H160V140L163 142L165 136L162 137L163 140L161 139ZM171 137H169V138H171ZM182 137H181V138H182ZM187 137H189V136H187ZM187 137H186V138H187ZM194 137L197 138V136H194V135H193L192 138H194ZM204 137H205V136H204ZM222 137H223V136H222ZM222 137H221V138H222ZM126 138H127V136H126ZM136 138H138V137H135L134 140H136ZM139 138H140V143H142L141 140H142V141H143V140L146 141L148 147H147V146L144 147V145H143L144 148H143V147H142V148L144 149V153L148 152V148H149V144H148L149 141H148V140H149V138H147L148 140H146V138L143 139V137H139ZM150 138H151V137H150ZM165 138H166V137H165ZM169 138H167L168 141H169ZM205 138H206V137H205ZM77 139H78V138H77ZM98 139H97V141H99ZM107 139L109 140L108 142H107ZM179 139H180V138H179ZM182 139H183L182 141L184 142V138H182ZM197 139L199 140V138H197ZM201 139H202V137H201ZM216 139H217V138H216ZM216 139L213 138V140H216ZM224 139H225V138H224ZM224 139H223V140H224ZM252 139H253V138H252ZM128 140H129V139L127 138V141H128ZM137 140L139 141V139H137ZM151 140H152V139H151ZM176 140H177V139H176ZM185 140H186V139H185ZM187 140H188V139H187ZM187 140H186V142H187ZM195 140H196V139H193L192 141H195ZM223 140H222V141H223ZM226 140H227V139H226ZM226 140H225V141H226ZM78 141H80V140H78ZM104 141H105V142H104ZM144 141H143V144L146 145V143H144ZM152 141H153V142H152V144H153L155 140H152ZM158 141H159V140H158ZM165 141H166V140H165ZM168 141H167V143H168ZM190 141H191V138H190ZM217 141H218V139H217ZM229 141H231V140H229ZM238 141H239V140H238ZM72 142H74V141H72ZM93 142H91L93 145H89V146H91L90 148H91L92 150H95V149H93V148H96V149H97V147L94 146L96 140H95L94 143H93ZM125 142H126V141L122 142V144L125 143ZM170 142H171V141H170ZM195 142H196V141H195ZM198 142H199V141H198ZM201 142H202V141H201ZM204 142H205V141H204ZM207 142H208V141H206V143H207ZM111 143H112V144H111ZM126 143H127V142H126ZM129 143L131 144V142H129ZM140 143H138V145H137L136 143H135V144L133 143L134 145L131 144V145H132L131 147L133 148V147L136 146V145H137V146H140V145H139ZM149 143H150V142H149ZM155 143H156V142H155ZM180 143H182V142H180ZM188 143H189V141H188ZM214 143H215V142H214ZM217 143H218V142H217ZM217 143H215V145H216ZM236 143H238V142H236ZM74 144H75V142H74ZM76 144H77V142H76ZM99 144H100V141H99V143L96 144V145L98 146V148L101 147V149L103 150V149H104V148H103L104 146H103L102 144H100V145H102V146H100ZM160 144L162 145V143H160ZM165 144H166V143H165ZM178 144H179V143H178ZM183 144H184V143H182V145H183ZM189 144H190V148H191V146H193L195 143L193 144V143L191 142V143H189ZM189 144H187V147L189 146ZM191 144H192V145H191ZM196 144H197V143H196ZM199 144H200V143H199ZM204 144H205V143H204ZM207 144H208V143H207ZM210 144H211V143H210ZM238 144H239V143H238ZM108 145H109V144H108ZM110 145H109V146H106V148H107V147L111 148ZM124 145H125V144H124ZM124 145H123V146H124ZM126 145H127V146H124V148H125V149L128 148L127 150H129L130 145H129V146H128V144H126ZM150 145H151V144H150ZM156 145H157V146H156ZM158 145H159V144H158V142H157V144H155L154 147H155V146H156V147H159ZM163 145H164V143H163ZM173 145H174V146H173ZM179 145H180V144H179ZM182 145H181V146H182ZM184 145H185V144H184ZM200 145H202V144H200ZM215 145H214L213 142H212V144L209 145V146L212 147V146H215ZM241 145H243V144H241ZM99 146H100V147H99ZM137 146H136V148H137ZM185 146H186V145H185ZM185 146L182 147L183 150H184V148H185L184 151H185V152H187V151L189 152L190 149L187 148V147H185ZM194 146H195V145H194ZM246 146H248V145H246ZM117 147H118V146H116V148H117ZM131 147H130V149H131ZM154 147H153V148H154ZM156 147L154 148V150H156ZM160 147H161V146H160ZM166 147H167V146H165V148H166ZM170 147H169V148H170ZM176 147H177V148H176ZM200 147L202 148V146H199V148H200ZM106 148H105V149H106ZM109 148H107L109 152L107 151V149H106L105 151L103 150L104 152L101 151V150H99V149H97V152H98V150L100 151L99 154H101V152L107 154V152H108L109 155H106V156H111L112 154H110V152H111V150H113L115 147H114V148L112 147L113 149L111 148L110 150H109ZM124 148H123V149H124ZM140 148H141V146L138 147L137 149H138L139 151L143 152V150H140ZM146 148H147V149H146ZM151 148H152V146H151ZM153 148L150 149V150H153ZM162 148H163V146H162ZM162 148H158V150H159V149H162ZM169 148L167 149V152H166V153H168V151L171 150V151L169 152V155H170V153H171V155H170L171 157L168 158L169 155H167L166 153H164L166 150H164V152H163V151L161 152V150H160L161 153H164V154H162V155H165V154H166V157H163L162 155H160V159H159V160H161V158H163L164 160H161L160 162H163V161L165 162V159L168 158L169 160L166 159V160H168V162H167V161H166V162L169 163V164L173 162V166H174L173 168H176V167H177V166L175 167L176 164H177V165H178L179 163L181 164V161H180L181 158H176V157H178L179 154L176 156V155H173V154H174L173 152H174L175 150H178V149L180 148V146H175L174 150H172V149L169 150ZM186 148H187V149H186ZM192 148H194V147H192ZM195 148H197V146H196ZM121 149H122V147H121L120 149H118V150H119V153L122 152ZM133 149H135V148H133ZM133 149H132V150H133ZM137 149L135 150V152L138 151ZM120 150H121V151H120ZM145 150H146V151H145ZM154 150L151 151L152 156H153V155H154V156L156 155V154L154 153V152H155ZM183 150L181 149L182 152H183ZM193 150H194V149H193ZM193 150H192V151H193ZM196 150H197V149H196ZM196 150H195V151H196ZM199 150H203V149H198V151H199ZM95 151H96V150H95ZM113 151H115V150H113ZM181 151H178V152H181ZM198 151H196V153H197ZM127 152H128V151H126L124 154H126V156H129V155H127V154H129V152H128V153H127ZM156 152H157V150H156ZM182 152H181V153H182ZM188 152H187V154H188ZM190 152H191V151H190ZM200 152H202V151H200ZM111 153H112V152H111ZM114 153H116V152H114ZM114 153H113V155H115ZM144 153H141V155H142L141 158H142V159H143V157L145 156ZM148 153H150V152H148ZM161 153H159V154H161ZM191 153H192V155H193V152H191ZM191 153H190V156L188 155V156H189V161H190V162L192 161V160H191V159H192V157H191ZM196 153L194 152V154H196ZM122 154H123V152L120 153L119 155L121 156ZM137 154H138V153H137ZM137 154H133V155H135V156H138V155H139V156H140V152H139L138 155H137ZM143 154H144V156H143ZM159 154H158L157 158H159ZM182 154H183V158H184V157H185L184 155H186V153H182ZM198 154H199V152H198ZM202 154H205V156H206L207 153H204V150H203ZM58 155H59V154H58ZM58 155L55 156V157H59V156H61L63 159H67V158L71 157V156L66 157L67 155L65 156L64 154H60L59 156H58ZM62 155H64L66 158H64ZM119 155H117L118 158H119ZM147 155H148V154L146 153V156H147ZM46 156H47V155H46ZM53 156H54V155H53ZM99 156H100V158H101V155H99ZM106 156H105V157H106ZM115 156H116V155H115ZM115 156H114V157H115ZM117 156H116V157H117ZM122 156H123V155H122ZM139 156H138V157H139ZM146 156L144 157L145 160H147V159L150 160V161L147 162V163H143V164H147V165H144L145 168H146V166H147L146 170H144V167L142 166L143 168H142V167H136V170H135V168H134V171H135V174H136V172H137V174H139L138 176H142L144 173H143L142 175H141L140 173H142V172H144V171H145V172L147 171L146 174L149 172V170L152 171L153 176H154V174H155L156 177H153V178H152V177H151L152 174H151V172H150V173L145 177V180H146V179L148 180V182L146 181L147 185H146V183H145V180H143V182L141 181V182H139V183H141L142 186L144 185V187H146V188H147V186H148V188H152V187H153V188H152L151 190H149V189H145L144 187H142V189L144 188V190H146V191L149 190L148 192L145 191L146 193L144 192L145 195H144V193H143L144 190H143V191L140 190L141 185H140L139 183H137V184L140 185V187H139V191H138V190H137V191H135V190H129L130 192L132 191V192H131V193H132V196H133V195L135 196V194H137V195L135 196V199L132 197V199L135 200L134 202H136L137 200H138V202H139V201L141 200V198L144 197V200H145V201L142 200V201H144V202H143V203L141 202V203H142V204H145L146 206H145V207L143 206L144 209L142 208V209H143L142 211L146 210V207H148V208H149L150 206L152 207V205H153V201L155 200L154 196L157 198V196H158L157 194H159V192H160V191L158 192V190H157L158 188H161V189H162V188L167 184V185L164 187V188L167 190V189L169 188V186L171 185V183L174 184V181H173L174 179H173L172 181H170V179L168 178L169 175H167V174H168V173L170 174L169 170L172 171L171 174H170V177H171V175H174L173 178H175V177L180 176L181 173L178 175L179 172H183V171H185L186 168H187V167H186V168H183V169H182L183 166L181 165V166H178L177 169H175L176 172H173V170H171V169H172V164H170V165H169V164H166V166H164L163 163L159 164V167H160V168L162 167L164 170L166 169V168H164V167H169V166L171 167V169H169V168H170V167H169V168H167V169L165 170L166 173H165V171H164L163 169H161V171H164V173L166 174L165 176L168 178V179H167V178L165 177L167 180H166V183H164V184H165V185H164V184H163V181H165V180H164V179H165V178H164V175H163L162 172L160 171V168L157 166L158 162H156V161H159V160L156 159V157H150L151 154L149 155L150 158H149L148 156H147V157H146ZM186 156H187V155H186ZM199 156H201V154H200ZM205 156H203V157L206 158L207 156H206V157H205ZM50 157H51V156H50ZM50 157H49V158H50ZM61 157H60L59 159H57V160H59L60 162L63 161V160L61 161ZM105 157H104V154H103V158H101L102 161H99V162L101 163L100 165L102 166L103 169H105V167H106V166H103V165H105V163H104L105 161L103 160ZM111 157H112V156H111ZM111 157H110V161H108V159L106 160L107 163L109 164V167H110V162H112L111 160H115V159H116V158H115V159H114V158L112 159ZM172 157L176 158V160H175V161H176V164L174 163L175 161L173 160L174 158H172ZM190 157H191V158H190ZM193 157H196V156L194 155ZM203 157H201V158L204 159ZM44 158H45V157H44ZM46 158H47V157H46ZM46 158H45V159H46ZM52 158H53V157H51V160H52ZM71 158H74V157H71ZM107 158H109V157H107ZM118 158H117V159H118ZM141 158L139 157L140 160H142ZM146 158H147V159H146ZM151 158H153V159L155 158V159H154V162L151 163V165H153V164L156 165V166H155L156 168H154V166H153V168H152L151 165H150V167H151L152 169H151L150 167H148V165L150 164V162L153 160V159L151 160ZM171 158H172V159H171ZM196 158L201 159V158H199V157H196ZM196 158H193V159H195V162H194V163H196V160H198V159H196ZM210 158H211V157H210ZM19 159H20V158H19ZM27 159H28V158H27ZM30 159H31V158H30ZM69 159H70V158H69ZM69 159H67V161H68ZM74 159L76 160V162H75V160L73 161L72 159H70V163H68L66 160H64V161H65V164L68 163V164H69V167H71L70 165H71V163L73 162V163H75V164L72 163V165H77V166H79L77 163H78L79 161L82 162V159H81V160H78L77 157L74 158ZM105 159H106V158H105ZM139 159H138V160H139ZM170 159L173 160V161H172V162H169V161H171ZM178 159H179V160H178ZM185 159H186V158H185ZM185 159H184V161L188 160V158H187L186 160H185ZM207 159H209V158L207 157ZM41 160H43V158H42ZM41 160H39L40 163H39V161H38V163L40 164V166H41L42 163L45 162L44 160H43L44 162L41 161ZM57 160L55 159V161H57ZM71 160H72V161H71ZM77 160H78V161H77ZM99 160H100V159H99ZM140 160H139V161H140ZM209 160H210V159H209ZM46 161H47V163H46V162L44 163V167H45V164H49V165H50V163H51V162L48 163V160H47V159H46ZM55 161H54V162H55ZM143 161H144V159H143ZM177 161H178V162H177ZM34 162H37V161L34 160ZM41 162H42V163H41ZM54 162L52 161V164H53ZM83 162H84V161H83ZM99 162H98V163H99ZM141 162H142V161H141ZM144 162H145V161H144ZM186 162H188V161H186ZM186 162H185V163H182V164H183V165H184V164H187ZM190 162L188 163L189 166L194 165L193 161H192L193 164L190 163ZM205 162H206L205 159L202 160V163L205 164V166H206L207 163H205ZM209 162H211V160L208 161V163H209ZM98 163H97V166H98ZM102 163H104V164H102ZM122 163H123V162H122ZM148 163H149V164H148ZM155 163H156V164H155ZM31 164H32V165L34 164L33 161L31 162ZM39 164H38V166H39ZM52 164H51V165H52ZM59 164H60V163H59ZM62 164H63V162H62ZM81 164H83V163H81ZM180 164H179V165H180ZM51 165H50V167H47V169H48V171H47L48 174H52V173H50V171H51V170H54V169L56 168V167L53 166L54 164L52 165L53 168H51ZM56 165H57V164H56ZM63 165H64V164H63ZM168 165H169V166H168ZM38 166H36V164H35V166H32V167H33V169H34L35 167H38ZM42 166H43V165H42ZM47 166H48V165H47ZM184 166H185V165H184ZM186 166H187V165H186ZM196 166H197V163H196L195 166H193V167H196ZM200 166H201V165H200ZM200 166H198V167H199L200 170H202V169L200 168ZM44 167H43L41 173H43L44 170H46V168L44 169ZM58 167H59V166H58ZM61 167H62V166H61ZM66 167H67V166H66ZM79 167H81V165H80ZM109 167H108V168H109ZM113 167H114V166H113ZM118 167L120 168V166H118ZM179 167L181 168V170L178 169ZM40 168H42V167H40ZM50 168H51V169H50ZM62 168L65 169L64 167H62ZM62 168H61V169H62ZM73 168H74V167H73ZM97 168H99L98 171L100 170V172L102 173V175H104V173H106V172H104V171H103L104 173L102 172L103 169H102L100 166L97 167ZM100 168H101L102 170H101ZM108 168H107V169H108ZM140 168H142V169H140ZM158 168H159V170H158ZM189 168H190V167H188V169H189ZM56 169L58 170V169H60V168H56ZM67 169H68V167H67ZM74 169H75V168H74ZM83 169H84L85 172H83ZM107 169H106V170H107ZM109 169H110V170H109ZM109 169H108L109 172L107 171L108 174H106V175H107L106 177H107L108 179H109V177H110V176H108L109 173H110V171L113 170L114 168H109ZM116 169H117V168H116ZM132 169H133V167H132ZM132 169H130V170H132ZM139 169H140V171H139ZM147 169H148V170H147ZM153 169H154V171L156 170V171H159V172L157 173V172L155 171V172L157 173V174H156V173H154ZM168 169H169V170H168ZM184 169H185V170H184ZM199 169H197V167L195 168L194 171L196 172V174H197L198 172H200ZM71 170H72V169L62 170V171H60V172H62L63 174H62V173H60V174H62V176H63V175H65V174H67V171H68V174H67V175H69V174L73 175V173H72L73 171H71ZM78 170H79V168H78L77 170H74V171L77 172ZM121 170H122V168H121ZM141 170H142V171H141ZM192 170H193V168L191 169V171H190V169H189V171L191 172L190 175L193 176V174H194L195 172H194V171L192 172ZM219 170H220V169H219ZM58 171H59V170H58ZM58 171L56 172V174L58 173ZM65 171H66V173H65ZM69 171H71V173H70ZM79 171L82 172V173H84V174L86 173V170H85V168H84L83 165H82V168H81ZM79 171H78V173H79L80 176L78 175V173L75 174V175H78V176H79V179H80V177L83 176L84 174L81 175ZM123 171H125V170H123ZM138 171H139L140 173H139ZM178 171H179V172H178ZM51 172H52V171H51ZM114 172L116 173L115 169H114ZM114 172H113L112 175L114 176V178H115V176H116V179H118V178H119V179L124 178V180H125V175L128 174V172H127V173H126V172H120V169H119V174H118V172H117V173H116L117 175H116V174L114 175ZM177 172H178V173H177ZM202 172H203V171H202ZM215 172H216V171H215ZM235 172H236V174H235ZM235 172L232 173V175L235 174L234 177H235V180H236L237 177H238V174H240V173H238L237 171H235ZM239 172H240V171H239ZM53 173H55V171H54ZM64 173H65V174H64ZM172 173H173V174H172ZM208 173H209V172H208ZM237 173H238V174H237ZM245 173H246V172H245ZM245 173H244V174H245ZM43 174H44V175H43ZM43 174H42V175H43L45 178L48 177V176H50V175L45 174V173H43ZM87 174H88V176H87ZM87 174H86V178H85V175H84V177H81V178H83L84 181H85V180L87 181V180H89V179L91 180V178H92V177H91V178H88V177H90V174H89L88 172H87ZM120 174H122V175H120ZM123 174H124V175H123ZM160 174H161V176H160ZM175 174H176L177 176H176ZM182 174H183V173H182ZM182 174H181V177H186V176H184V175H186V172H184L183 175H182ZM221 174H222V173H221ZM244 174H243V172H242L241 175H244ZM249 174H250V172H249ZM249 174H247V175H249ZM45 175H47V176H45ZM58 175H59V174H58ZM71 175H70V176H71ZM75 175L72 176V177H73L74 179L78 178V177H76ZM110 175H111V174H110ZM119 175H120V176H119ZM162 175H163V177H162ZM232 175H231V174H230V176L228 175V179H229V177L231 178ZM252 175H253V174H251V178H252ZM91 176H92V174H91ZM113 176H111L112 178H110V181H109L110 184H111V179H112V180L114 179ZM123 176H124V177H123ZM143 176H144V175H143ZM159 176H160V177H159ZM199 176H200V175H199ZM199 176H198V175H197V176L194 175V176L192 177V181H191V179H190V181H189V179H185V180L187 181L186 183L188 184L187 187H186V184L184 185V183H183V182H185V181H183L184 178L181 179V180L179 179V178H181V177H178V179L175 178V179H177V181L175 180V184L178 186V188H179V187H180V188H182V187L184 188V186H185V188H187L188 190H189V187H190V189H191V187L194 186V189H195V185H196V186H197V185H198V186H201V185H203V184L206 182V185L201 186V187L195 189V192H194V190L192 191V189H191V193H190V191H189L190 195L194 192V193H193V194H194V196H193L194 199H192V202H193V203L190 201V199H191L192 197H191L190 199L187 198V199H189V200H186V197H185V196H187V197L190 196V195H187V194H186V192H187L186 189H184V191L186 190V192L182 191L183 193H185V196H184L185 198L183 197L184 194H180V193H181V192H180L181 189H180V190L177 189V190L179 191V193H178L179 197H177V196H178V195H177V196H175L176 198H174V196H173V193H174V192H172V194H171L169 191H172V190H173V191H175V194H176V192H177L176 187H177V186H176V185L173 186V184H172V186H170V188L168 189V191H165V193L162 192V191H161V192H162L164 195L167 194V192H168L170 195L173 196V199H172V200H175V199L178 200L177 198H180V197H181V198H180L181 201L178 200V201L176 202V200H175V201L173 202V205L176 204V206H173L171 203H170V205H168V202L171 200L170 197H169V195H168V200H167V197H165L166 195H165V196L162 195V197L164 196V198H159L160 195H161V194H159V196H158L159 199L157 198L158 201H159V203H157L156 200H155V202H156L155 204H157L156 207H158V205H159V206H161V207L164 208L165 206L168 205V207L170 206V208H171V207H173V208L175 207V208H176V207L178 206L179 209H180V208H182L181 205L183 206V204H182L183 202H184V203L187 202L186 204H184L185 206H187V204H188L189 202H191L190 204H194V206L192 205V208H193V207H195V204L197 203L196 201H197V197H198V196L200 197V200H198L199 204H201V201L203 200V198L206 199V195H204V197H201V195H203L204 192L207 191L209 196L207 195V199H206V201L208 200V203H207L205 200H203V201H202V205H199V204L197 205V206H199V207H198V208H199V210H198V211H199V214H198V215L201 214V216H202L203 213H206V212H204V211H207V210L205 209V207H206L208 204H209L210 207H211V203H214V204H215V203L217 202V204H218V202H220L218 206H222L221 203H222V201H223V203H222L223 206H222V207H223V208L225 207V209H226L227 207L224 206V205H227V206L232 205L233 203H232V204H230V203L233 202V199H234V198H235V199H236V198H239V197L235 196V195L239 192V190H242L241 192L246 191V190H243V188L238 189L240 186H242L241 183H240V184L238 183L240 186L237 184L238 186H236V187H238V188H236V187L234 188V186H232L233 188L230 187V188L233 189V190L238 189L237 191H233V192H231L232 190L229 191L228 186L230 185V183H231V185H233V183H234V185H235V183L237 182V180L234 181V177L231 178V179H233V180H231V179H229V180H228V179L225 180V181H228V183L224 181V183H221V185H219L220 187L217 186V188H215V187H216V186H215L216 181H219V180L217 179L218 177H216V175L213 176V178H215V180H214V179H211V178H212L211 175L208 176V178H206V177L203 176V180H202V181H204V178H205L206 180H205V182H202V183H201V181H200V178H198V180H197V177H199ZM236 176H237V177H236ZM239 176H240V175H239ZM253 176H254V175H253ZM59 177H60V176H59ZM59 177H58V178H59ZM65 177H66V179H65ZM65 177H60V178H63V179H65L66 181L68 180V182H70L69 179H70V180L73 179V178L71 179V177H68V176H66V175H65ZM102 177H104V176H101L100 179L104 180ZM106 177H104V178H105V181H106ZM117 177H118V178H117ZM120 177H122V178H120ZM147 177H148V178H147ZM161 177H162L163 181H162L161 183H160V182L158 183V181L161 180ZM195 177H196V179H195ZM210 177H211V178H210ZM249 177H250V176H249ZM68 178H69V179H68ZM137 178H138V177H136V179H137ZM149 178H150V179L152 178L153 180H152V179L150 180ZM155 178H156V179H155ZM158 178H160V180H158ZM187 178H188V177H187ZM193 178H194V179H193ZM251 178H250V179H251ZM255 178H256V177H255ZM100 179H99L97 182L101 181V183H102L101 186H102L104 182H102V180H100ZM116 179H114L113 181L115 182ZM134 179H135V178H134ZM138 179H139V178H138ZM154 179L157 180V181L155 182ZM225 179H226V178H225ZM77 180H78V179H77ZM77 180H75V182H76ZM80 180H82V179H80ZM80 180H79V181H80ZM90 180H89V181H90ZM149 180H150V181H149ZM179 180L182 182V183H181L182 186H180L181 184L178 182ZM194 180H196L195 183H193V186H192V185L190 186L189 184H192V183H189V182H194ZM208 180H214V182H213V181H211V182H212V183H215V184L210 183V184H212V185H214V186L211 187V185L209 184V181H208ZM221 180H224V179H221ZM221 180H220V181H221ZM79 181H77V182H78L77 184L82 183L81 181H80V182H79ZM84 181H83V182H84ZM151 181H152V182L154 181V183H151ZM168 181L170 182V185H168V183H169ZM188 181H189V182H188ZM197 181H199L200 183L198 184ZM229 181H230V182H229ZM231 181H234V182L232 183ZM263 181H264V180H263ZM72 182H74V180H73ZM91 182H93V183L95 182V187H96V185H97L96 183H97V182H96V181H93V180H91ZM116 182H117V183H116ZM116 182H115L116 184H114V186L117 185V184H119L118 181H116ZM176 182H178V184H177ZM207 182H208V183H207ZM222 182H223V181H222ZM248 182H251V181H248ZM259 182H260V181H259ZM261 182H262V181H261ZM261 182L259 183V185L261 184ZM84 183L87 184L88 182H84ZM84 183H83V184H84ZM107 183H108V181L106 182V185H107ZM148 183H149V184H148ZM156 183L159 185V187L157 186ZM219 183H220V182H218V184H219ZM225 183H227V184H229V185H228L227 187L224 186L225 189H223V188H224V187H223V184H225ZM246 183H247V182H246ZM255 183H256V185H254L255 188H253V189H255V191L251 188V189H252V192H249V191H248V194H249V193H252V194L255 195V193H259L260 191H262V192H261L262 194L259 193V194H261V200L259 201L260 203L258 202V206H259V205L261 204V202L264 204V201H262V200H264V196H262V195H263V192H264V189H263V187H262V188H261L262 190H260L258 187H261V186H264V185H261V186H258V187H257V183H258V182H255ZM255 183H254V184H255ZM63 184H64V183H63ZM73 184H74V183H73ZM154 184H156V185H155L156 188L158 187L157 189H155ZM160 184H161V185H160ZM179 184H180V185H179ZM207 184H208V185H207ZM227 184H226V185H227ZM249 184H250V183H249ZM249 184H248V186H246L245 188L249 187ZM262 184H263V183H262ZM75 185H76V184H75ZM75 185H73V186H75ZM87 185H88V184H87ZM90 185H91V184H90ZM90 185H89V187H90ZM93 185H94V184H92L91 187H94ZM99 185H100V184H99ZM104 185H105V183H104ZM106 185H105V186H106ZM111 185H112V184H111ZM119 185H121V184H119ZM133 185H135L136 187H138L136 184H133ZM149 185H151V186H149ZM183 185H184V186H183ZM216 185H217V184H216ZM244 185H245V184H244ZM244 185H243L242 187H244ZM246 185H247V184H246ZM251 185H253V183H251L250 186H251ZM76 186H77V185H76ZM76 186H75V187H76ZM114 186L111 187V190L114 189V188H113ZM160 186H161V187H160ZM208 186H209V188H207ZM221 186H222L223 188H221ZM63 187H64V186H63ZM78 187H79V189H80L79 191H81V187H82V185H81V187L78 185L77 188H78ZM85 187L87 188L86 185H85ZM85 187H84V188H85ZM95 187H94V189H95ZM102 187H103V186H102ZM102 187H101V188H102ZM107 187H108V186H107ZM115 187H116V189H117L118 186H115ZM119 187H120V186H119ZM166 187H168V188H166ZM171 187H172V188H171ZM173 187L175 188V190H174ZM203 187H204V189H202ZM218 187H219V188H218ZM252 187H253V186H252ZM256 187L258 188V191L260 190L259 192L256 191V189H257ZM64 188H65V187H64ZM66 188H67V185H66ZM66 188H65V189H66ZM84 188H83V189H84ZM97 188H98V187H97ZM103 188H106V187H103ZM108 188H110V187H108ZM164 188H163V189H164ZM212 188H213V189H212ZM220 188H221V190H222V189L224 190V191H222V193L220 192L221 190L218 191V189H220ZM227 188H228V190H226ZM120 189H121V187H120ZM122 189H124L125 191L128 190V189L126 190V189L123 188V187H122ZM154 189H155V191L158 192V193H155L154 191H152V190H154ZM163 189H162V190H163ZM170 189H171V190H170ZM198 189H200V190L202 189L203 192L200 191V190H199L200 193L197 192ZM251 189H250V191H251ZM95 190H96V189H95ZM97 190H99V188H98ZM97 190H96V191H97ZM106 190H107V189H104V192H106ZM109 190H110V189H109ZM109 190H107V191H109ZM114 190H115V189H114ZM114 190H112V191H114ZM118 190H119V189H118ZM124 190H122V195H118V196H116V197H121V196L123 197V198H122V197H121V198H117L119 201H118L115 197H111V199L113 198L114 200H113V199H112V200H113V201L116 200L118 203L121 202L120 205H119V208H120L121 210L124 208V209L122 210V212H123V213H126V215H127V213L129 212L128 210L131 211V209L133 208V204H134V202H132L133 204L131 203V204H132V205H131L132 207L129 208V209L127 210L128 212L125 211V209H127V207H130V203H127V202L125 203L124 199L129 201V198H131V196H130L131 193H130V195H125V194L123 193ZM182 190H183V189H182ZM66 191H67V189H66ZM69 191H70V190H69V188H68L67 194L70 193ZM84 191H86V190L84 189ZM100 191H101V190H100ZM119 191H120V190H119ZM125 191H124V192H125ZM140 191H141V193H140ZM151 191H152V193H154V194H151ZM163 191H164V190H163ZM225 191H226L227 194L225 193ZM253 191H254V192H253ZM81 192H82V191H81ZM86 192H87V194H89L88 191H86ZM86 192H85V193H86ZM92 192H93V191H92ZM109 192L111 193V194H109V195L111 196V195H112V192H111V191H109ZM114 192H115V191H114ZM117 192H118V191H117ZM134 192H135V193H134ZM136 192H138L139 195H142L143 197H142V196L139 197V196H138V193H136ZM149 192H150V194H148ZM161 192H160V193H161ZM201 192H202V193H201ZM209 192H211V193H209ZM223 192L226 194V196H224L225 198L222 197L223 195H225ZM234 192H237V193L234 194L235 197L233 196V194H231V196H232L233 198L231 197V199H229L230 197H227V196H229L230 193H234ZM65 193H66V192H65ZM85 193H84V194H85ZM97 193H98V191L95 193L96 195H95L94 197H95L96 201L99 203V196L96 197V196H97ZM102 193H103V191H102ZM125 193H126V192H125ZM187 193H188V192H187ZM196 193H197V196H195ZM198 193H199L200 195H198ZM220 193H221L222 195H221ZM245 193L247 194V191H246ZM87 194H86V195H87ZM93 194H94V193H92L91 196H92ZM100 194H101V193H100ZM100 194H99V195H100ZM107 194H108V192H107ZM118 194H121V193L119 192ZM126 194H129V192L127 191ZM146 194L148 195V196H147L148 199H149V197L151 196V199H150V200H151L152 202H151V201H150V202H147L148 199L146 198ZM193 194H192V195H193ZM205 194H207V193L205 192ZM241 194H242V193L239 192L238 195H241ZM246 194H244L245 196H244L243 194L241 195L242 197L240 196V197H241L240 199L243 200V202H241V201L238 202V199H236V200H237L236 202H238L239 204H241V207H242V205L244 206L245 204H246V205L248 204V206H250V204H249V200H250V202H251V200L253 199V200H252V202H253V201L256 199V202L254 201L253 203H256L255 205H256V207H258V206H257V201L260 199V198H258V195H259V194H258V195H255V196H257L256 198H255V196L252 197V199H251V197H250V199L247 198V197H246V196H247ZM252 194H251V196H252ZM101 195H104V194H101ZM109 195H108V196H109ZM114 195H117L116 192L114 193ZM149 195H150V196H149ZM152 195H153V198H154L153 200H152ZM180 195H181V196H180ZM192 195H191V196H192ZM67 196H68V195H67ZM69 196H70V195H69ZM72 196H73V195L71 194V198H72ZM78 196L80 197V195H78ZM105 196H106V195H105ZM108 196H106V197H108ZM124 196H125V197H124ZM127 196H128V199H126ZM172 196H171V197H172ZM243 196H244L245 198H244ZM248 196H250V195H248ZM101 197H102V198H100V201L104 198L103 196H101ZM195 197H196V199H195ZM199 197H198V199H199ZM210 197H211V198H214V199L217 200V201H215L214 199H213V201L210 200V199H211ZM226 197L229 199V200H228V201H229V205H228V202H227V204H224L225 201H227V200H224V199H226ZM89 198H90V197H89ZM97 198H98V199H97ZM136 198H138V199L136 200ZM183 198H184V199H183ZM209 198H210V199H209ZM216 198H217V199H216ZM219 198L222 199V200L220 201ZM254 198H255V199H254ZM262 198H263V199H262ZM72 199H73V198H72ZM93 199H94V198L91 197V201H92ZM95 199H94V200H95ZM111 199H109V198H108V199L105 198V200H107V201H109V200L111 201ZM121 199H123V200L120 201ZM139 199H140V200H139ZM160 199H161V200H160ZM163 199H164V201L166 200L167 203H163ZM182 199H183V200H182ZM201 199H202V200H201ZM244 199H246L245 201H246L247 203L244 201ZM248 199H249V200H248ZM257 199H258V200H257ZM80 200H81V199H80ZM184 200H186V202H185ZM193 200H195V201H193ZM82 201H83V200H82ZM103 201H104V199H103ZM107 201H104L105 203H104V202L102 203V201H101V203H102L101 205H103V204L105 205ZM110 201H109V202H110ZM113 201H112L111 203H113V204H115V205L118 204L116 201H115V202H113ZM130 201H132V200H130ZM161 201H162L163 204L160 205V202H161ZM166 201H165V202H166ZM182 201H183V202H182ZM188 201H189V202H188ZM210 201H211V202H210ZM74 202H77V201H74ZM80 202H81V201H80ZM80 202H79V203H80ZM83 202H84V201H83ZM97 202H95V205H94V202H93V204H91V205L94 206V207H93L94 209H95V206H97V208L100 207V209H101V206H98ZM122 202H124L122 206H125V205H126V206L123 207V208H121V204H122ZM175 202H176V203H175ZM178 202H179V204H178ZM203 202H206L207 204L204 203V204H205V205H204ZM236 202H235V203H236ZM252 202H251V206L253 205ZM63 203H64V202H63ZM79 203H78V205H77V203H76V204L74 203V205H77V206L82 205V207H84V203H85V202H84V203H81V204H79ZM90 203H92V202H90ZM111 203H110V205H112V208H111V206H110L108 203H107V205H105V206L107 207V206L109 205L110 207H108V208H110L111 211H112V209H116V207H115V205H114V207H113V204H111ZM147 203H150V204L147 206ZM180 203H181V204H180ZM238 203H237V204H238ZM242 203H245V204H242ZM96 204H97V205H96ZM164 204H166V205H164ZM177 204H178V205H177ZM190 204H189V209H191ZM214 204H213V205H214ZM239 204H238V205H239ZM263 204H262V205H263ZM99 205H100V203H99ZM127 205H129V206H127ZM179 205H180V206H179ZM203 205H204L205 207H204ZM213 205H212V206H213ZM233 205H234V206H233ZM233 205H232V206H233L234 209H231V208H230L229 210H235V211H236V210H237V209H235L236 205H235V204H233ZM255 205H254V206H255ZM64 206H65V205H64ZM105 206H103L102 209H105ZM153 206H155V205H153ZM185 206H184V207H185ZM232 206H229V207H232ZM248 206H247V207L244 206V211H245L246 208H248ZM75 207H76V206H75ZM85 207H87V206L85 205ZM85 207H84V208H85ZM151 207H150V208H151ZM184 207H183V208H184ZM210 207L208 206V209H210ZM222 207H220V208L222 209L221 211H223V213H224L225 210H223ZM229 207H228V208H229ZM245 207H246V208H245ZM256 207H249V209H246V210H248V213H247V211L244 212V213H247V214H245V217L243 216V217H244L243 219H245L247 215L250 216V214H249V213H250V211H249L250 208L253 209V208H256ZM260 207H261V205H260ZM262 207H263L262 209H263V212H264V206H262ZM148 208H147V209H148ZM183 208H182V209H183ZM186 208L188 209V206H187ZM198 208H194V209H196L195 211H193V209H192L193 213H192L191 210H189V209H188V210L191 211L192 214H194V213L197 211ZM200 208H203V209H201V210H204L203 213L200 211ZM206 208H207V207H206ZM228 208L226 209L227 211H225L226 213H225L224 215H226L227 213H229V214H227V217H230V218H231V221H233V223H232L230 220H228V219H230V218H227V220H228L227 223L231 222V224H233V226H234V225L236 224V222H237L236 226L238 225V228H240L241 225L238 224L239 221H237V220H239L238 218H241L243 214H242V215L238 214V216H239V215H240V216H239L238 218H236L237 216H234V215L232 214L234 211H232V212H231V211L228 212ZM90 209L92 210V208H90ZM110 209H108V210H110ZM182 209H180V210H182ZM238 209H239V207H238ZM258 209L260 210L259 213H261V209H260L259 207H258ZM85 210L88 212L87 209H85ZM105 210H106V209H105ZM108 210H106V211H108ZM116 210L118 211V206H117V209H116ZM121 210H119V211H121ZM140 210H141V209H140ZM180 210H179V214H180ZM183 210H184V209H183ZM183 210H182V211H183ZM242 210H243V209H242ZM242 210L240 211L241 213H243ZM255 210L257 211V208H256ZM111 211H110V212H111ZM119 211H118V212H119ZM124 211H125V212H124ZM142 211H141V213H142ZM173 211H174V209H173ZM182 211H181V212H182ZM184 211H185V210H184ZM184 211L182 212V214H183V213H188V212H186L187 210H186L185 212H184ZM219 211H220V210H219ZM221 211H220V212H221ZM237 211H239V210H237ZM251 211H252L253 215H251V218H250V217H248V218H250V219L252 220V222H251L250 219H248L250 222L246 219L247 223H251V225H252V224H253V221L255 222V220L252 219L253 217H254V219H255V216H256V215H257L256 217H259V218L262 216L261 218H262L263 221L260 220V221L262 222V223L260 224V226H261V225L264 223V213L262 212L263 214L261 213L262 215L260 214V216H258L259 214H255V213H258V211H257V212H253L254 210H251ZM112 212H114V211H112ZM200 212H201V213H200ZM88 213H90V212H88ZM92 213H93V212H92ZM123 213H121L120 216H122ZM135 213H136V212H135ZM197 213H198V212H197ZM197 213H195V214H197ZM223 213L221 212L222 215H223ZM230 213L232 214V216H231ZM236 213H239V212H235L234 214H236ZM252 213H251V214H252ZM128 214H129V213H128ZM132 214H134V213H132ZM195 214H194V215H195ZM254 214H255V215H254ZM90 215H92V214L90 213ZM124 215H125V214H124ZM130 215H131V212H130ZM141 215H142V214H140L139 216H141ZM203 215H204V214H203ZM229 215H230V216H229ZM236 215H237V214H236ZM139 216H138V214H137V218H138V219H139ZM182 216L185 217L184 215H182ZM182 216H181V217H182ZM186 216H189V215L186 214ZM233 216H234V220H232V217H233ZM252 216H253V217H252ZM129 217H130V216H129ZM206 217L208 218L209 216H205V218H206ZM220 217H221V216H220ZM222 217H223V216H222ZM130 218H131V219L135 218V215H133V216L130 217ZM137 218L134 219V220H137ZM143 218H144V217H143ZM207 218H206V219H207ZM261 218H260V219H261ZM140 219H141V217H140ZM140 219H139V220H140ZM148 219H149V218H148ZM151 219H153V218H151ZM151 219H150V221H151ZM154 219H155V217H154ZM162 219H163V218L159 219V220H158V223H157V221L153 220V221L155 222V226H156V223H157V225H159V223H161L162 226H165V225L162 223V222H164V221H162ZM235 219H236V221H235ZM241 219H242V218H241ZM134 220H133V221H134ZM139 220H138V221H139ZM160 220H161L162 222H161ZM207 220H208V221H207ZM207 220H206V222H208V223H210L212 226H214L215 229L211 226V227L213 228V229H212L213 231H215L216 229L219 228V230H218V232H219V231H220V228H221V231H220V232L222 233L223 231L226 232L227 230H230V229L232 230V228H233V226H232L230 229H229V228L227 229V228H226L227 226L220 227L221 223H220V221L218 222L217 219H214L215 221L217 220L215 223H217V224L220 223V225L218 224L219 227H218V226L215 227L216 225H213V224H212L213 221H210V220H212L211 218H208ZM220 220H221V219H220ZM150 221H148V222L145 221V222H147V223L145 224V227L143 228V229H146V226H147V228H148V225H150V226H149V227H150L149 229H151V230H150V231L146 230V231H148L149 233H148V232L146 233V231L143 230V231L146 233V235H145L146 237L144 236L145 233L142 234L143 236L141 235V233L143 232V231L141 230L142 228H137V227L135 226L136 231H137L138 229L142 231V232H141V231H139V232L137 231V234H138V235H137V234L135 235V239L142 240L144 237H145V238L148 237L149 240H151V239L154 240V241H153V244H154V242L156 241L158 244H161L162 247H163V244H164V242H165V239L167 238V235H165V232H166V234H169V237H171V236H170L171 233H172L171 231H173L172 228H173L174 226H172V228H171V227H170V226H171V222H170V224L167 222L168 225H166V227H162V226H160V225H159L160 228H159V226L156 227V228L159 229V230H158V229H157V230L155 229L156 232L158 231V232L156 233V237H157V234H158V236H159V231L161 232V234L163 233V232L161 231V229H163V231L165 230V231H164V234H162V235H160V236L165 235L166 238H165V237H161L162 239H160V240H161V241L163 240L164 242H161V241H160V243H159V242L157 241V238L155 237V232H153V231H154V227L152 228L153 225H151V222H152V224H153L154 222H153V221L150 222ZM209 221H210V222H209ZM222 221H223V220H221V222H222ZM240 221H241V220H240ZM246 221H242V222H244V223L247 225ZM211 222H212V223H211ZM223 222H224V221H223ZM223 222H222V223H223ZM225 222H226V221H225ZM225 222H224V223H225ZM234 222H235V223H234ZM242 222H241V223H242ZM134 223H135V222H134ZM139 223H140V224H139V227H140V226L142 227L141 222H139ZM148 223H149V224H148ZM164 223L166 224V222H164ZM208 223H207V224H208ZM215 223H214V224H215ZM227 223H226V224H227ZM241 223H240V224H241ZM244 223H242V224H244ZM255 223H256V222H255ZM255 223L253 224V225H254L253 227L259 226L258 223H257L258 225H256ZM137 224H138V223L136 222V225H137ZM231 224L229 223L228 225L231 226ZM245 224H244V226H245L244 229H241L243 226L240 228L241 233H242V230H244L245 232H247V233L249 234V231H247V229H245V228H247ZM224 225H225V224H224ZM248 225H250V224H248ZM251 225H250V229L253 228V227H251ZM255 225H256V226H255ZM263 225H264V224H263ZM263 225H262L261 227H264ZM167 226L170 227V228L168 229ZM208 226H209V225H208ZM208 226H207V227H208ZM161 227H162V228H161ZM211 227H210L209 229H211ZM224 227H225V228H224ZM234 227H235V226H234ZM165 228H166L167 230H166ZM222 228H223V229H226V230H223ZM238 228H237V230H239ZM259 228H260V227H259ZM234 229H235V228H234ZM234 229H233V231L235 232ZM248 229H249V228H248ZM262 229L264 230V228H262ZM262 229L260 228V230H262ZM263 230H262L261 232L264 234ZM213 231H211V232L213 233ZM216 231H217V230H216ZM216 231H215V232H216ZM233 231H230V232L228 231V232H227V236L225 235V237H226V238L229 237V235H230ZM140 232H141V233H140ZM170 232H171V233H170ZM218 232L214 233V237H215V236H218V235H216V234H219V233H220V232H219V233H218ZM225 232H223V233L226 234ZM234 232H233V233H234ZM239 232H240V231H239ZM139 233H140V234H139ZM150 233H153V236H151L152 234H150ZM233 233L231 234V237L233 236ZM241 233H240V235H241ZM147 234H148V236H147ZM242 234H243V233H242ZM219 235L221 236V240H222V238H224V236L222 237L221 234H219ZM235 235H236V234H235ZM235 235H234L233 237L237 238V237H236L237 235H236V236H235ZM245 235H246V234H245ZM136 236H137V238H136ZM140 236L143 237V238L141 239ZM210 236H211V235H210ZM220 236H219V237H220ZM138 237H139L140 239H139ZM153 237L156 238V239H154ZM169 237H168V238H169ZM212 237H213V235H212ZM242 237H243V236H242ZM242 237H241V238H242ZM246 237H247V236H246ZM148 238H147V239H148ZM163 238H164V239H163ZM243 238H244V237H243ZM135 239H133L135 242H134L133 240L131 241V242H133L132 245L136 244L137 241H136ZM169 239L171 240V238H169ZM218 239H219V238H217V239H213V240L215 241V240H218ZM224 239H225V238H224ZM224 239H223V241H220V240H219V241H220V243H219L220 245L222 244V242L224 243V242L226 241V239H225V240H224ZM233 239H234V238H233ZM149 240H148V241H149ZM209 240H210V239H209ZM142 241H143V240H142ZM142 241H141V242H142ZM148 241H145L143 244H146ZM167 241H168V243L170 242L169 240L166 239V242H165L166 244H167ZM228 241H230L231 243L234 242V241L237 242V240L232 241V239H231L230 237H229ZM228 241H227V244L229 245L230 242H228ZM131 242H130V243H131ZM150 242H151V241H149V245H151ZM215 242H217V241H215ZM235 242H234V243H235ZM157 243H156L155 245L152 244V246H154V248H156V247H157V246H156ZM137 244H140V242H138ZM166 244H165V246H166ZM227 244H226V245H227ZM232 244H233V243H232ZM232 244H231L232 248H234V250L236 251L235 246L237 247L239 244H238V243H237L238 245H237L236 243H235L236 245H234V244L232 245ZM127 245H128V244H127ZM127 245H126V246H127ZM130 245H131V244H130ZM130 245H129V246H130ZM149 245L146 244L147 247H148ZM170 245H171V244L169 243L167 247L169 248ZM217 245H218V244H217ZM217 245H216V247H217ZM152 246H151V247H152ZM229 246H230V245H229ZM231 246L228 247V246H225V245H224V246L221 245V249H220V248L218 249L219 253L217 254L218 257H219L220 259H219V258H218V259L216 258L217 260L215 259L216 262H218L217 264H221V263H222V262L220 263L221 259H222V261L224 260V263H222V264H228V263L230 262V261H229L230 258H228L229 260H228V259L226 260V258H227L228 256H230L231 254H234V259L237 258V257H235V255H240L239 253H240L241 250L238 251V248H239V247L237 248V252H239V253L237 254V252L235 253V251L231 248ZM151 247L149 246L148 248H151ZM159 247H160V246H158V248H159ZM162 247H161V248H162ZM219 247H220V246H219ZM223 247H225V248H223ZM226 247H228L229 249L231 248L232 251H233L234 253H233V252H230L231 250L229 251ZM251 247H252V246H251ZM246 248H247V247H246ZM249 248H250V246H249ZM151 249H152V248H151ZM188 249H189V248H188ZM226 249H227V250H226ZM239 249H240V248H239ZM244 249H245V248H244ZM257 249H259V248H257ZM223 250H224V251H223ZM249 250H250V249H249ZM221 251H222V252H225V253L221 254L222 256L219 255L220 253H222ZM242 251H243V250H242ZM243 252H245V251H243ZM226 253H228V256H227ZM229 253H231V254H229ZM241 254H242V253H241ZM224 255H226V256H225L226 258L223 257ZM263 256H264V255H263ZM212 257H213V256H212ZM221 257H222V258H221ZM239 257H240V256H239ZM255 257H256V255H255ZM232 259H233V257H232ZM225 261H226L227 263H226ZM228 261H229V262H228ZM232 261H233V260H232ZM99 262H100V261H99ZM99 262H98V263L96 262V264H99ZM256 263H257V261H256ZM256 263H254V264H256ZM1 264H3V263L1 262ZM251 264H252V261H251ZM262 264H264V263L262 262Z\"/></svg>","mask_w":264,"mask_h":264}]
</instances>
